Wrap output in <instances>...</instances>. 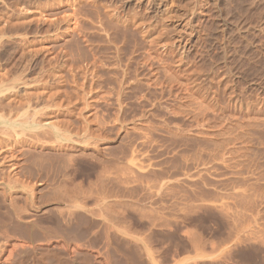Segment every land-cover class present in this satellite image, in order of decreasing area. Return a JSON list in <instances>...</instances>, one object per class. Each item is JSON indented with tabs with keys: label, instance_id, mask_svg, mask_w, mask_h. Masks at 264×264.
I'll return each instance as SVG.
<instances>
[{
	"label": "bare ground",
	"instance_id": "6f19581e",
	"mask_svg": "<svg viewBox=\"0 0 264 264\" xmlns=\"http://www.w3.org/2000/svg\"><path fill=\"white\" fill-rule=\"evenodd\" d=\"M24 1V0H23ZM26 1V0H25ZM31 1H33V0H31ZM38 1V0H37ZM36 1V2H37ZM42 1V3L41 4H43L44 3V1L43 0H41ZM47 0H45V2H46ZM50 1V0H49ZM101 0H99V2H100ZM27 2V1H26ZM25 2V3H26ZM30 2V1H29ZM29 2H28V5L29 6H27L26 4V6H25V8H23V7H21V8H12V7H10L9 9H6L7 7L5 6V5H3L4 6V8L5 9H2L1 7H2V5H1V7H0V264H48V261L50 262V260H52L51 258H53V260L51 261L53 264H55V261H54V257L56 258L57 257V253L60 251V249H59V251H58V249H52L53 247L51 246V248H46L45 247V245L47 244H45L44 242H42V241H40L39 240V238H40V236H41V234L42 233H44V232H41V231H44V229L42 230L41 229V225L42 224H40V222L41 221H38V219L39 218H41V217H38V219H37V214L35 215V214H33L34 216H32L31 215V213H30V209H31V207L32 206H36V204L34 205L33 203H35V202H38V201H40L39 203H38V207L40 208V203L43 205V202H44V200H43V196L44 195H46V194H44L43 196L41 195V194H39V198L38 199H36V200H38V201H36L35 200V202H33L34 201V199L33 198H35V196H33L34 195V192H36V189L34 188V186H32V185H30V183H32V182H28V180L26 179V181L24 180L25 178L23 177V176H21L23 173H25V174H23V175H25L26 176V170L25 169H27L26 167H25V165H27V164H25L26 163V161H28L31 157H33L34 159H36L37 157H40V159L38 158V160L40 161L39 162V164L41 163V161L44 159V157L46 156V159L47 160H49L52 164L51 165H56L57 166V164H59V163H61L62 162V160H63V158H65V155H66V157L70 160L71 159V161H73V159L75 158V154L76 155H79V153L77 154L76 152H79L80 150H82V149H84V150H86V149H91L90 151H88V152H90L89 153V155H91V154H93L94 152L92 151V149L94 150V149H96V151H98V152H100L99 150H101L100 148H104V146L105 145H102L101 147L98 145V142H97V140H92L93 138V136L92 135H94V133L97 131V130H101V129H103L104 128V122H106V119H101L102 117H101V114L99 115V111L101 110V113L103 112L102 111V106L101 105H99V104H105V106H107L109 103L111 104V102L112 101H114L115 102V104H116V106H115V108H114V110H117V111H115V113H117V114H115V115H117V116H113L112 115V117H116V119L117 120H121V118H119L118 116L119 115H121L120 117H122L123 116V114L125 113L124 111H127L126 109H124V111L122 112V110H123V108L125 107V105H127V102L125 103V98H124V96H126V94L128 95V90H130V88H131V86L133 85H135L134 87L136 88V85H138L137 83L138 82H140V79H141V77H140V73H141V70H139L140 68H141V62L143 61H141V60H139V59H137V57H135L136 59H137V64L139 63V61H140V63H139V65L138 66H140V68L138 69L137 68V66H136V68L135 69H133V68H131V65H133V63H132V61H133V59L134 60H136L135 58H134V54L132 53V52H134V53H136L137 54V50H141V48H140V45H142V44H145L144 42H142V41H144V40H146L147 42H149V44H150V46H151V52H150V54L151 55H153V54H158V55H162V56H160L161 57V60L163 61V63L168 59V58H170L169 60H168V62L166 61L165 62V64H162V66L164 65V68H163V74L164 73H166V74H168V77H169V75L171 74V75H173L174 73H176V75L175 76H177V72H175V71H179V69L180 68H182L183 66H184V58L182 57L183 56V54H176L175 55V52L173 53V51H172V48H171V43H172V45H173V42H171V40L169 39V37H167L166 35V33L164 32V30L165 31H167L163 26L164 25H162V28H158V27H155V26H151L150 24H147L146 23V20H147V18H143V17H141V14H140V16L139 15H131V16H124L123 18L122 17H118L117 15L115 16L114 14L115 13H113V11L114 10H110V9H107V10H105V17H102V15L100 14V11H99V9H97L96 7L98 6L97 4H95V3H97L96 2V0H57V4H59L58 6H64L65 5V3H67V5H68V7H69V11L67 12V13H64L62 16L60 15V17H57V15L59 16V14H58V12H57V15L55 16H53V14H54V12H53V14H51L52 13V9H54V8H57V7H55V5L54 4H56L55 2H53V0H52V2L54 3H50V2H48V4H46V3H44L43 5H41L39 2H37V4L35 3H32V4H29ZM35 2V1H34ZM103 2V1H102ZM105 2V1H104ZM149 1H147V3H148ZM12 3V2H11ZM15 3V2H14ZM17 3V2H16ZM31 3V2H30ZM39 3V4H38ZM89 3V5H93L94 4V6L95 5H97V6H93V8H95V10L97 9L98 11H96L97 13H95V11H94V9L92 8H90L92 11H94V14H93V12H91V13H89V9L88 8H86V9H88V10H85L84 9V7H87L88 4ZM91 3V4H90ZM115 3V2H114ZM13 4V3H12ZM49 4H53V6H54V8H53V6L52 5H50L49 6ZM86 4V5H85ZM100 4V3H99ZM11 5V4H10ZM14 5V4H13ZM12 5V6H13ZM16 5V4H15ZM14 5V6H15ZM85 5V6H84ZM91 5V6H92ZM151 5V4H150ZM52 6V7H51ZM57 6V5H56ZM102 6H104L103 4H102ZM107 6H109V5H107ZM106 6V7H107ZM114 6V5H113ZM51 7V8H50ZM67 7V6H66ZM99 8V7H98ZM109 8H111L110 6H109ZM134 8V7H133ZM136 8V7H135ZM154 8V7H153ZM60 9V8H59ZM59 9L57 10V11H59ZM111 9H113V8H111ZM115 9V8H114ZM118 9V8H117ZM116 9V10H117ZM132 9V8H131ZM103 10V9H102ZM150 10V9H149ZM54 11H55V9H54ZM65 11V10H64ZM86 11H88V12H86ZM59 12H61V11H59ZM144 12V11H143ZM146 12V11H145ZM152 12V11H151ZM148 13V12H147ZM56 14V13H55ZM135 14V13H134ZM119 15V14H118ZM129 15V14H128ZM121 16V15H120ZM146 17V16H145ZM150 20V18L148 19V21ZM65 23V27L63 26V29L61 28V25L60 24H63V23ZM156 22V21H155ZM40 23H43V24H47L48 23V25L49 24H51V26L50 27H52V25L54 26L53 27V31H52V33H50V27H49V29H48V31H47V29H45L47 32H49L50 34L49 35H46V34H38V32L40 31V26H42ZM149 23V22H148ZM33 24H36V27H38V24L40 25L39 27H38V31H34V32H32V26H33ZM89 24V25H88ZM147 24V25H146ZM154 24V23H153ZM162 24V23H161ZM149 25V26H148ZM155 25V24H154ZM158 26L160 25V24H157ZM45 27H47L46 25H45ZM44 27V28H45ZM166 27V26H165ZM164 28V29H163ZM37 29V28H36ZM41 29H42V27H41ZM43 30V29H42ZM45 30H43V32L45 31ZM93 31H94V33H95V35L97 34L96 32H98V35H96V36H98V38H96V36H94L95 37V41L96 40H98L99 39V35L101 34V35H103V36H105V40H106V42H107V44H109V47H113V48H110V49H113V50H110L109 49V47L108 46H105V45H107V44H102L101 45V41H99V40H101V38L98 40L99 42H100V47L103 49L104 47L106 48V51L109 49V51H110V53L109 54H106V53H104L103 51H101L100 50V47H99V45H97L96 44V42L95 43H93V41H92V39L94 38L93 37ZM96 31V32H95ZM42 32V31H41ZM46 32V33H47ZM45 33V32H44ZM100 33V34H99ZM73 34L76 36V37H74L73 36ZM166 34V35H165ZM92 35V36H91ZM168 36H169V34H168ZM78 37V38H77ZM91 37H93V38H91ZM60 39H63V41H61L60 42V44H59V40ZM141 39H144V40H142V41H140ZM94 40V39H93ZM104 39H102V41H103V43H104V41H105ZM128 41H130L129 43H128ZM64 42V43H63ZM98 42V43H99ZM133 43V45H131L130 46V48H132V50H130V51H132L131 52V54H128V50H125L126 48L127 49H129L128 48V46L129 45H127V44H132ZM140 42H142V44H140ZM97 45V46H96ZM103 45H104V47H103ZM127 47H126V46ZM133 46V47H132ZM176 46V45H175ZM97 47H99L98 49H97ZM126 47V48H125ZM137 47H139L140 49H137L136 50V48ZM10 48H13V49H10ZM15 48V49H14ZM125 48V49H124ZM144 48V47H143ZM142 48V49H143ZM11 50V51H10ZM125 50V51H124ZM127 51V54L126 53H124V52H126ZM136 51V52H135ZM130 53V52H129ZM140 53V52H139ZM138 53V54H139ZM16 54L17 55H19V56H17L16 57ZM127 55V57H126V55ZM165 55V60L163 59L164 58V55ZM144 55V54H143ZM158 55H154V56H158ZM130 56V57H129ZM136 56H138V55H136ZM168 56V57H167ZM169 56H171V57H169ZM146 57V56H145ZM15 58H17V60H14ZM139 58V57H138ZM142 58V57H141ZM167 58V59H166ZM142 59H144V56H143V58ZM174 59V61H172V60ZM14 60V61H13ZM139 60V61H138ZM156 60V59H155ZM12 61H13V63H12ZM145 61H146V58H145ZM160 61V60H159ZM161 61V62H162ZM172 61V62H171ZM135 62V61H134ZM150 62H152V61H150ZM154 62V61H153ZM172 63L173 64V66H172V64L170 65V63ZM175 64H174V63ZM186 62V61H185ZM144 63H146V64H144ZM144 63H142V65L144 64L145 66L149 63V62H144ZM160 63V62H159ZM166 63H169L168 65L166 64ZM11 64V65H10ZM134 64H136V63H134ZM153 65H154V63H152ZM152 64H150L151 66H152ZM157 64V63H156ZM160 65H161V63H160ZM166 65V66H165ZM175 65V66H174ZM186 65V64H185ZM11 66V67H10ZM147 66H149V65H147ZM10 67V68H9ZM133 67V66H132ZM135 67V66H134ZM150 67V66H149ZM146 67V68H148L149 69V71H150V68H151V74L149 73V71H147L149 74V76L151 75V76H153L152 74L153 73H155V75H156V71L158 72V68H156V67ZM160 67V66H159ZM174 67V68H173ZM152 68H156V69H158V70H155V71H153L152 70ZM187 68V67H186ZM182 69H184L185 70V67L184 68H182ZM190 70H191V68H189ZM160 70L162 71V68L160 67ZM181 70V69H180ZM184 70H181L180 72H182V71H184ZM189 70V71H190ZM140 71V72H139ZM160 71V72H161ZM186 71V70H185ZM192 71V70H191ZM194 71V70H193ZM143 72V71H142ZM146 72V73H147ZM195 72V71H194ZM225 72V71H224ZM228 72V71H227ZM159 73V72H158ZM157 73V74H158ZM173 73V74H172ZM186 73V72H185ZM142 74V73H141ZM161 74V73H160ZM159 74V75H160ZM184 74V73H183ZM197 74V73H196ZM179 75V74H178ZM181 75V74H180ZM189 75H190V73H189ZM165 76V75H164ZM197 76V75H196ZM225 76V75H224ZM143 77V76H142ZM160 77H162V76H160ZM159 77V79H161ZM167 77V76H166ZM174 77V76H173ZM186 77V76H185ZM193 77V76H192ZM204 77V76H203ZM152 78V77H151ZM154 78V77H153ZM152 78V79H153ZM170 79L172 78L171 76L169 77ZM176 78V77H175ZM195 78V77H194ZM193 78V79H194ZM198 78V77H197ZM217 78H219L218 76H217ZM159 80V79H157L156 78V76H155V78L153 79L154 80V82L156 81V80ZM188 79V78H187ZM211 79V78H210ZM220 79V78H219ZM167 80V79H166ZM166 80H164L163 82H165ZM174 79H171L170 80V82H169V79H168V81H166L165 83H172V81H173ZM177 80V79H176ZM181 80V79H180ZM199 80V79H198ZM213 81H214V79H212ZM217 80V79H216ZM222 80V79H221ZM162 81V80H161ZM179 81V80H178ZM197 80H193L192 82H194V84H192L191 83V86H190V88L191 87H193V85H195L194 87H197L198 86V84L196 85V82ZM225 81V80H224ZM223 81V82H224ZM142 80H141V84H142ZM154 82H153V84H154ZM158 82V81H157ZM191 82V81H190ZM199 82V81H198ZM222 82V83H223ZM156 83V82H155ZM159 83V82H158ZM162 83V82H161ZM165 83L164 84H162L163 86H165ZM187 83V82H186ZM189 83V82H188ZM187 83V84H188ZM205 83V82H204ZM217 83V82H216ZM219 83V82H218ZM221 83V82H220ZM225 83V82H224ZM146 84V83H145ZM153 84H151L152 86H153V89H155L154 87H155V84L153 85ZM181 84V83H180ZM167 85V84H166ZM171 85H173V84H171ZM204 85V84H203ZM202 85V86H203ZM210 85V84H209ZM211 85H212V83H211ZM222 85V84H221ZM139 86V85H138ZM137 86V87H138ZM145 86V85H144ZM148 86H149V84H148ZM152 86H150L149 88L151 89V87ZM169 86V85H168ZM177 86V85H176ZM205 86V85H204ZM134 87H132V90H130V92L132 91L133 92V90L135 89ZM141 87V86H140ZM143 87V86H142ZM158 87V86H157ZM166 87V86H165ZM186 87V86H185ZM194 87L191 89V90H189L191 93H194V92H192V90H194ZM199 87V86H198ZM197 87V88H198ZM214 87V86H213ZM134 88V89H133ZM159 88V87H158ZM187 88V87H186ZM209 88V87H208ZM225 88V87H224ZM139 89V88H138ZM165 89H167V88H165ZM196 89V88H195ZM199 89V88H198ZM212 89H214V88H212ZM218 89H219V87H218ZM167 90H169V89H167ZM166 90V91H167ZM184 90V89H183ZM197 90V89H196ZM225 90H226V88H225ZM236 90V89H235ZM140 91V90H139ZM155 91V90H154ZM157 91V90H156ZM159 91H160V89H159ZM158 91V92H159ZM176 91V90H175ZM195 91V90H194ZM199 91V90H198ZM198 91H196V92H198ZM216 91V90H215ZM243 91V90H242ZM183 92V91H182ZM189 92V94L191 95V93ZM201 92V91H200ZM211 92V91H210ZM209 92V93H210ZM153 93V92H152ZM129 94H132V93H129ZM138 94V93H137ZM136 92H135V97H136ZM143 94V93H142ZM147 94V93H146ZM145 94V95H146ZM161 94V93H160ZM186 94H188L187 93V91H186V93H185V95ZM196 94V93H195ZM202 94V93H201ZM201 94H198L199 95V97H200V95ZM208 94V93H207ZM212 94H214V93H212ZM216 94V93H215ZM220 94V93H219ZM218 94V95H219ZM144 95V94H143ZM154 95H155V93H154ZM193 95V94H192ZM204 95L205 94H203V95H201V98H202V96H203V98H204ZM210 95V94H209ZM259 95V94H258ZM129 96H131L132 97V95H129ZM139 96V95H138ZM147 96V95H146ZM156 96V95H155ZM155 96H153V98L155 97ZM189 96V95H188ZM197 96V95H196ZM114 97V98H113ZM159 96H157V98H158ZM194 97V96H193ZM205 97H206V95H205ZM211 97V96H210ZM128 98V97H127ZM133 98H134V93H133ZM138 98V97H137ZM139 98H141V97H139ZM144 98V97H143ZM161 98H162V96H161ZM203 98L202 99H200L199 101H198V97H197V100H196V102H200V101H202L203 100ZM211 98H213V100H214V97H213V95H212V97ZM216 98V97H215ZM218 98V97H217ZM257 98V97H256ZM111 99H114V100H111ZM151 99H152V97H151ZM151 99H150V101H151ZM159 99V98H158ZM187 99V98H186ZM196 99V98H195ZM204 99H206V98H204ZM104 100H106V102H108V100H110L111 102H109V103H107V105H106V103H100L101 101H104ZM127 100V99H126ZM129 100V99H128ZM138 100V99H137ZM137 100H136V102H137ZM154 101H155V99H153ZM160 100V99H159ZM192 100V99H191ZM215 100H217V99H215ZM235 100V99H234ZM243 100V99H242ZM253 100V99H252ZM141 101V100H140ZM146 101V100H145ZM154 101H151L150 102V104L152 105V102H154ZM161 101V100H160ZM159 101V102H160ZM207 101V100H206ZM206 101L204 100V103L205 104H203V105H206L205 107L201 104L200 106H201V108H205V109H203V110H207V108L206 107H208L209 105H207L208 103H206ZM212 101V100H211ZM220 101V100H219ZM239 101V100H238ZM241 101V100H240ZM239 101V102H240ZM105 102V101H104ZM131 103H132V101H130ZM129 102V103H130ZM135 102V103H136ZM171 102V101H170ZM99 103V104H98ZM134 103V104H135ZM139 103H141V102H139ZM155 103V102H154ZM153 103V104H154ZM157 103V102H156ZM217 103V102H216ZM238 103V102H237ZM109 104V105H110ZM134 104H132V106L134 105ZM142 104V103H141ZM190 104V103H189ZM194 104H196V103H194ZM200 104V103H199ZM199 104L197 105V109H198V107H200L199 106ZM219 104V103H218ZM226 104H228V103H226ZM112 105V104H111ZM110 105V106H111ZM114 105V104H113ZM150 105V107H148V109L149 108H151L152 106ZM183 105V104H182ZM216 105V104H215ZM224 105V104H223ZM97 106H99V108L97 107ZM102 108H101V107ZM127 106H129V105H127ZM131 106V105H130ZM239 109L238 110H240V111H248V113H246V115H244V117H245V119H247V118H249L250 119V124L249 123H242V122H240L239 121V119H238V123H241V125H244V126H248V124H249V127H247L248 128V130H247V128L246 129H244V126H239L240 127V129H238L237 131H240V133H237L236 132V127H235V129H234V127H232V126H230L229 128H228V126H225L226 127V129H230L229 131H231L232 129H234L235 130V132L236 133H233L234 135H236V134H239L238 136L239 137H241V135H243V134H245V133H251V134H247L248 135V137L247 138H249V137H251L252 139H253V141H251V143L252 144H257L258 146L254 149V147L253 146H255V145H252V144H250V143H248L249 144V146L251 145V147L250 148H248V147H245L246 146V144L244 145V144H242L241 143V139H242V137H241V141H240V143L242 144V145H244V146H242V149L243 148H246V150H243L245 153H243V152H240V153H243V154H240V153H238L239 155H237V156H239L240 157V155H242L241 157L243 158V156L245 155L246 157L248 156V153L249 152H254V150H255V152L253 153L254 154V157H248V159L250 160H245L246 158L244 157L243 159H241V157H240V159H237V160H239V162L241 161V160H244V161H241L242 163H240V164H242V165H240L239 164V169L241 170V173L239 172H237L236 174L237 175H239V176H241L243 179L241 180V177H239L240 178V180L241 181H243L244 183H245V181L244 180H250V179H258L259 181L260 180H264V98L261 100V99H257V100H253V101H251V99H250V102L249 103H245V101H244V103L241 101L240 103H238V105H236ZM158 107V106H157ZM186 107V106H185ZM195 107V106H194ZM193 107V108H194ZM113 108V107H112ZM146 108V107H145ZM144 108V109H145ZM153 108V107H152ZM200 108V109H201ZM230 108V107H229ZM99 109V110H98ZM106 109V108H105ZM143 109V110H144ZM147 109V108H146ZM145 109V110H146ZM191 109H192V107H191ZM195 109V108H194ZM194 109H193V112H196V111H194ZM219 108H217V110H218ZM221 109V108H220ZM128 110H130V108H128ZM150 110H153V109H149L148 110V114H149V111ZM210 110V109H209ZM228 110V109H227ZM98 111V112H97ZM108 111V110H107ZM139 111V110H138ZM177 111V110H176ZM205 111H204V114H206L205 113ZM208 111V110H207ZM206 111V112H207ZM219 111V110H218ZM245 111V112H246ZM95 112L96 113H98V118H100L102 121H103V124H100L101 122H99L98 121V123H99V125L100 126H98L99 127V129H97V127L95 128V127H92L93 126V124H96L97 123V121H96V123H93V122H95L94 120H97V119H93V117H95L94 116V114H95ZM114 112V111H113ZM128 112V111H127ZM134 112V111H133ZM141 112H143L142 111V109H141ZM137 113L138 115H137V117L141 114V115H143L144 116V112L143 113ZM151 112H153V111H151ZM192 112V111H191ZM203 113V111H201V110H199V113ZM225 112L227 113V111L225 110ZM237 112V111H236ZM105 113V112H104ZM112 113V112H111ZM121 113H123V114H121ZM136 113V112H135ZM154 113V112H153ZM153 113H151L152 114V117H153ZM180 113V112H179ZM198 113V112H197ZM198 113V114H199ZM201 113V114H202ZM238 113V112H237ZM125 114H127V113H125ZM131 113H129L128 115H130ZM175 114V113H174ZM196 114V113H195ZM198 114H196V115H198ZM200 114V115H201ZM209 114V113H208ZM239 114V113H238ZM96 115V114H95ZM105 115V114H104ZM107 115V114H106ZM105 115V116H106ZM135 115V114H134ZM141 115H140V119H142V121H143V116L141 117ZM146 117L147 116H150V115H147V112H146ZM186 115V114H185ZM190 115V114H189ZM212 115V114H211ZM236 115V114H235ZM100 116V117H99ZM103 116V115H102ZM104 116V117H105ZM110 116V115H109ZM125 116V115H124ZM157 116V115H156ZM162 116V115H161ZM204 116V115H203ZM203 116H201L202 118H203ZM210 116V115H209ZM216 116V115H215ZM240 116V115H239ZM249 116V117H248ZM107 117V116H106ZM105 117V118H106ZM129 117V116H128ZM151 117V116H150ZM197 117V116H196ZM201 117H199L198 116V118L200 119ZM237 117V116H236ZM247 117V118H246ZM97 118V117H96ZM110 118H111V116H110ZM125 118H126V116H125ZM131 118L132 117H129V118H126V119H130L131 120ZM166 118V117H165ZM168 118V117H167ZM185 118V117H184ZM206 118H208V117H206ZM205 118V119H206ZM228 118V117H227ZM238 118V117H237ZM242 117L240 116V119H241ZM112 119V118H111ZM123 119V118H122ZM126 119H124V120H122V123L124 124V121L126 122L127 120ZM135 119V118H134ZM149 118H147V119H145V120H148ZM160 119V118H159ZM220 119V118H219ZM99 120V119H98ZM105 120V121H104ZM108 120H109V118H108ZM107 120V123L109 124L110 123V121H108ZM115 120V119H114ZM114 120H112V124L113 123H115V122H118V121H115V122H113ZM119 120V122H121ZM130 120L128 121V122H130ZM132 120H133V118H132ZM153 120H155V119H153ZM195 120V119H194ZM204 120V119H203ZM207 120V119H206ZM205 120V121H206ZM209 120V119H208ZM207 120V122H209ZM242 120V119H241ZM244 120V119H243ZM135 120H133L132 121V123L134 122ZM137 121H140V120H137ZM136 121V122H137ZM149 121V120H148ZM160 121H162V120H160ZM164 121V120H163ZM196 121H197V119H196ZM200 121V120H199ZM198 121V122H199ZM226 121V120H225ZM224 121V122H225ZM118 122V124H120ZM141 122V121H140ZM149 122H151V121H149ZM154 122V121H153ZM153 122H151V123H149V124H151V126L153 127ZM158 122V121H157ZM167 122V121H166ZM202 122V121H201ZM204 122V121H203ZM202 122V123H203ZM223 122V121H222ZM249 122V121H248ZM97 123V124H98ZM110 123V124H111ZM121 123V124H122ZM131 123V122H130ZM137 123H139V122H137ZM136 123V124H137ZM144 123V122H143ZM164 123H165V121H164ZM168 123H169V121H168ZM193 123V122H192ZM227 123V122H226ZM109 124V125H110ZM111 124V125H112ZM116 124V123H115ZM118 124H116V125H113L114 127H115V129H119L120 130V128L121 127H119V125ZM122 124V125H123ZM135 124V125H136ZM141 124V123H140ZM155 124V123H154ZM206 124V123H205ZM204 124V125H205ZM209 124V123H208ZM211 124V123H210ZM214 124V123H213ZM221 124V123H220ZM228 124V123H227ZM103 125V126H102ZM105 125H107L106 123H105ZM128 126V124H125V126ZM130 125V124H129ZM131 125H133V124H131ZM131 125H130V127H131ZM143 125V124H142ZM141 125V126H142ZM147 125V126H146ZM146 125H145V123H144V125L142 126L143 127V129L142 128H140V129H138V130H140V133H141V129H142V133L141 134H144V132H145V134H148L149 133V129H150V131H152L151 133H153V132H155L156 133V130L157 131H159V129L156 127V125H159V124H156L154 127H156L157 129L155 130V128L153 129L152 128V130H151V128H149V127H151V126H148V124H147V122H146ZM161 125V124H160ZM165 125V124H164ZM198 125V124H197ZM200 125V124H199ZM203 124H201V126H202ZM203 125V126H204ZM221 125H223V124H221ZM220 125V126H221ZM102 126V128H100ZM124 126V125H123ZM122 126V127H123ZM124 126V127H125ZM136 126H138V125H136ZM135 126V127H136ZM144 126H145V128H144ZM163 126V125H162ZM170 126V125H169ZM194 126V125H193ZM209 126V125H208ZM219 126V127H220ZM238 126H237V128H238ZM111 126H106L105 127V132H106V129H108V128H110ZM133 127V126H132ZM135 127H133V129H132V131L134 132V135H133V132L132 131H130L129 130V128H128V130L129 131H127V133H131L132 135H133V137L136 135V134H138V133H135L136 131H138V130H136L135 129ZM140 127V126H139ZM186 127V126H185ZM194 127H196V126H194ZM205 127V126H204ZM209 127H211V126H209ZM232 127V128H231ZM93 128L94 129H97L96 131L94 130V133H93ZM127 128V127H126ZM146 128H149L148 129V131H145V129ZM168 128V127H167ZM192 128V127H191ZM199 128V127H198ZM241 128L243 129V130H241ZM111 129H114L113 127L112 128H110V129H108V131L107 132H111ZM114 129V130H115ZM170 129V128H169ZM174 129H176V128H174ZM209 129V128H208ZM211 129H212V127H211ZM99 130V131H100ZM103 130V131H104ZM112 131L111 133H110V135L112 134V135H117V133H118V135H119V130H117V133L115 132V131ZM135 130V131H134ZM155 130V131H154ZM165 130H167V129H165ZM172 130V129H171ZM200 130V129H199ZM221 130H224L223 128L221 129ZM233 130V131H234ZM250 130V131H249ZM97 132V133H95L96 135L97 134H99L100 135V133L102 132V130H101V132ZM121 131V130H120ZM122 131H123V129H122ZM144 131V132H143ZM161 131H163L162 129L159 131V132H161ZM210 131V130H209ZM218 131V130H217ZM217 131H216V134H217ZM226 131V130H225ZM224 131V132H225ZM105 132H103V133H105ZM105 133L106 135H109L108 133ZM124 132H125V129H124ZM123 132V133H124ZM148 132V133H147ZM167 132V131H166ZM165 132V133H166ZM171 132V131H170ZM179 132V131H178ZM184 132V131H183ZM207 132V131H206ZM213 132V131H212ZM122 133V132H121ZM211 133V132H210ZM210 133H208V134H210ZM105 134H102V135H105ZM141 134H138L139 136L141 135ZM144 134V135H145ZM154 134V133H153ZM152 134V135H153ZM162 134V133H161ZM167 134V133H166ZM171 134V133H170ZM212 134V133H211ZM219 134H220V130H219ZM225 135V133H223V132H221V135ZM231 134H232V132H231ZM232 134V135H233ZM96 135H94V136H96ZM98 135V136H99ZM106 135H105V138H107L106 137ZM109 135V136H110ZM111 135V136H112ZM117 135V136H118ZM130 136L129 134H126V136ZM156 135H158V134H155L154 135V137L155 138H157L156 137ZM173 135V134H172ZM182 135V134H181ZM206 135V134H205ZM233 135V136H234ZM247 135H245V136H247ZM97 136V137H98ZM108 136V139L110 140V139H112V138H110ZM117 136H114V138L116 137L117 138ZM122 138L125 136V134H124V136L121 134L120 135ZM120 136H118V137H120ZM126 136H125V138L124 139H122L123 141H124V143H126V144H128V141L127 140H125L126 139ZM127 136V139H129V137ZM137 136V135H136ZM136 136L134 137V138H136ZM138 136V137H139ZM143 136V135H142ZM146 136V135H145ZM145 136H143V141L142 140H139V142L138 143H142V142H146V144H148L149 142L148 141H150L151 139H153V138H151V139H149L148 140V138H149V136H151L150 135V133L148 134V137H147V140L144 138ZM161 136V135H160ZM211 136L212 137H214V134H212V135H210V139H211ZM218 136L220 137V138H223V136L221 137L220 135H217V138H218ZM100 137H103V136H99L98 138H100ZM165 137V136H164ZM204 137V136H203ZM215 137H216V135H215ZM212 138V140L211 141H213L214 142V140L213 139H215L216 140V138ZM244 137V136H243ZM113 138V141L115 140ZM132 138V137H131ZM130 138V139H131ZM167 138V137H166ZM183 138V137H182ZM208 138V137H207ZM233 138H235L236 139V142H238L237 140H239L238 139V137H237V135L236 136H234ZM232 138V139H233ZM247 138H246V141H245V137L243 138L244 139V141L245 142H250V139L249 140H247ZM108 139H106L107 140V142H108ZM137 139V138H136ZM135 139V140H136ZM145 139V140H144ZM159 139H161V138H159ZM170 139V138H169ZM205 139V138H204ZM224 139V138H223ZM223 139H219L220 140V142H219V140L217 141L216 140V142H214L215 143V146L214 145H212V147H215L214 149L210 146L211 144H213V142H210L209 141V147H207V152H206V149L205 150H203V152H202V150H198L199 152H201V155L204 153V151L208 154V152L210 151V150H212L211 151V153L209 152V154H208V156H207V154H206V156L209 158V160L207 159V157H204V159H203V157H199V154L200 153H198L197 151V153L198 154H195V155H197L199 158H198V161H197V157L194 155V159L197 161V164H196V162H195V164H196V166L194 167V163L192 164L191 163V165L193 166V168H196L195 169V171H193L194 169L192 168V166L191 165H189L191 168V170L193 171H190V169L188 168V167H186L188 164L186 163V160H185V163H186V166L185 165H183V166H185L184 168H188V170L190 171V172H187L186 170L184 171V170H180V171H184L183 172V175H181L180 173V171L179 170H177L178 172H179V174L177 173L176 174V172L177 171H175V175H177V177L179 176V175H181V177L180 178H177V182L179 181V180H181V178H182V180H183V182L184 183H186L187 184V182H190V181H188V180H191L192 178H194V179H192L191 181H193V182H191L190 184H192V183H194V181L196 182V181H198L197 180V178L199 179V177H196V179H195V176H204V173L206 172V173H208L209 172V169H208V167L211 165L212 166V164H213V166H215L216 164V162L218 163V162H220L218 165H220L221 163L225 166V164H228L229 163V165H230V162H229V160H231V159H228L229 157H231L230 156V153L232 154L234 151H233V149H231V148H229V144H230V142H229V140L228 141H226V140H223ZM225 139H226V136H225ZM235 139H233V142L235 141ZM100 141L102 140V138L101 139H99ZM98 140V141H99ZM117 140V139H116ZM119 140H121V138L119 139ZM132 140V142L134 143V139L132 138L131 139ZM131 140L129 141L130 143H132L131 142ZM155 140V139H154ZM154 140H153V142H154ZM158 140V139H157ZM157 140L155 141L156 143H158L157 142ZM164 140V139H163ZM173 140H175V139H173ZM184 140V139H183ZM95 142V143H93V142ZM100 141H99V143H100ZM103 141H105V139H104V137H103V140H102V142ZM127 141V142H126ZM141 141V142H140ZM160 141V140H159ZM170 141H171V139H170ZM206 141V140H205ZM137 142V141H136ZM166 142V141H165ZM168 142H169V140H168ZM176 142V141H175ZM182 142V141H181ZM180 142V143H181ZM232 142V143H233ZM245 142H243V143H245ZM97 143V144H96ZM120 143V142H119ZM132 143V144H133ZM159 143H162V142H159ZM179 143V144H180ZM188 143V142H187ZM231 143V144H232ZM239 143V142H238ZM237 143V144H238ZM102 144V143H101ZM105 144H107L106 142H105ZM113 144V143H112ZM132 144H129V146L131 145V147H135V149L136 150H132L133 148H129V146H127V147H125L126 145H124V144H122V145H124V147L125 148H127V150H129V149H131V150H129V151H135V152H129V154L130 153H132L133 154V156L134 157H130V155H128V153H126L127 151H126V149L125 148H123V146H121L124 150H125V153L127 154V157L129 158V159H127L126 157H124L123 156V158H124V160H125V158H126V160H128L127 162H129V165H128V163L126 162V160L123 162V163H127V165L125 164L124 166H125V168L127 169V167H129V168H131V169H129V171L127 170L126 171V169L125 168H123V170L121 171V172H119L120 170L119 169H121L123 166H121V165H123V163L121 164L120 162L122 161V157L121 158H119L120 159V167L117 165L118 164V162H117V164H116V159H115V161H113L114 159H112V156H116V155H118L119 153H123L124 152V150L122 151L121 149V147H120V144L119 145H117V142H116V145H115V147H116V149L118 150V148L121 150H118L119 151V153H118V151L116 152V151H114V152H116V154L113 152V150H114V145L112 146L111 144L108 146V147H110V146H112V148H113V150H112V154L114 153V155H112L110 152H108V150L106 149L107 147H105V152H108V155H107V153H104L103 154V152H101L103 155H104V157L106 156V157H110L109 156V154L111 155V157H110V159H112V162H115V167L113 166V164H112V167L113 168H115V170L117 169V168H119V169H117V170H119L118 172L120 173H118V172H116L115 174L116 175H121L122 176V174L124 175V174H129L130 172H132V171H134L133 173L135 174H137L139 171H137V170H140V173H141V176H138V174H140V173H138L136 176L139 178H141L142 180H140L141 181V183L142 182H146L145 180L143 181V179H144V176H145V179H146V176H148L149 174L151 175V172H153V171H155L154 169L151 171V170H149L150 168H153V164H155L154 163V161H156V160H153L154 158V156L153 155H147L148 156V159H149V157H150V159H152V161L150 160H148V162L149 163H147L146 164V161H144L145 159L143 158V160H141V161H143V162H145V165H144V163L143 162H141V163H138L137 162V160H139V159H137L136 157L138 156L137 154H138V152L141 154V152H140V146L139 147H136V146H138L139 144H137L136 146H134V145H132ZM150 144H151V142H150ZM149 144V145H150ZM153 144V143H152ZM155 144V143H154ZM163 144H164V142H163ZM171 144V143H170ZM173 144H174V142H173ZM189 144V143H188ZM205 144H207V142H205ZM235 144L236 143H234V146H235ZM236 144V146H237V148L239 147V149H241L240 147V145H237ZM247 144V145H248ZM148 145V146H149ZM176 145V144H175ZM194 145V144H193ZM261 145V146H260ZM119 146V147H118ZM141 146H142V144H141ZM144 146V147H143ZM142 147H143V152H145L144 151V148L145 149H147V150H149V148L150 147H147L146 148V146L147 145H143ZM165 146V145H164ZM170 146V145H169ZM177 146V145H176ZM184 146V145H183ZM198 146V145H197ZM166 147V146H165ZM164 147V148H165ZM178 147V146H177ZM181 147V146H180ZM205 147V146H204ZM111 148V147H110ZM109 148V149H110ZM137 148H140V149H138L137 150ZM151 148H154V145H152L151 146ZM156 148H158L157 147V145L155 146V148L154 149H156ZM162 148V147H161ZM161 148H158V149H160L161 150ZM173 148V147H172ZM176 148V147H175ZM175 148H173L174 149V152H175ZM202 148V147H201ZM208 148H210V150L208 151ZM233 148V147H232ZM234 148H236V147H234ZM253 148V149H252ZM157 149V150H158ZM163 149V148H162ZM192 149V148H191ZM200 149V148H199ZM242 149L241 150H239V151H242ZM249 149H252V150H249ZM102 150H104V149H102ZM101 150V151H102ZM111 150V149H110ZM152 150V149H151ZM150 150V151H151ZM167 150H168V148H167ZM183 150H185V149H183ZM92 151V152H91ZM152 151H154V150H152ZM163 151V150H162ZM186 151V150H185ZM235 151H236V149H235ZM237 151H238V149H237ZM81 152V151H80ZM82 152H83V150H82ZM81 152V153H82ZM85 152V151H84ZM84 152H83V154H84ZM98 152H96V154L98 153ZM137 152V153H136ZM142 152V153H143ZM148 153H149V151H147ZM147 152H145L144 154H146ZM155 152V151H154ZM161 152V151H160ZM164 152V151H163ZM162 152V153H163ZM166 152V151H165ZM164 152V153H165ZM100 153V154H101ZM125 153H123V154H125ZM136 155H135V154ZM153 153V152H152ZM170 153V152H169ZM179 153V152H178ZM177 153V154H178ZM235 153H237V152H234L233 154H235ZM85 154H87L86 152H85ZM95 154V153H94ZM93 154V155H94ZM106 154V155H105ZM123 154H121V156L123 155ZM156 154V153H155ZM172 154H173V152H172ZM182 154H183V152H182ZM186 154V153H185ZM205 154V153H204ZM227 154H229L228 156V158H227ZM247 154V155H246ZM57 155V156H56ZM60 155H63L62 157V160L60 161V159H61V156H60V158H59V156ZM81 156H82V154H80ZM79 155V156H80ZM88 155V154H87ZM92 155V158L93 157H95L96 158V156L98 155H94L93 156ZM103 155H102V157H100V155H99V157H98V159L99 160H101V161H103L104 160V162H105V159H107V158H105V159H103ZM143 155V154H142ZM161 155V154H160ZM168 155H171V153L170 154H168ZM200 155V156H201ZM236 155V154H235ZM235 155H233V159H235ZM37 156V157H36ZM50 156H56V158L57 159H59V161L55 158V160H57L58 162H57V164H56V162L55 161H51L50 160ZM69 156L71 157V158H69ZM72 156H74V158H72ZM79 156H78V158H79ZM80 156V157H81ZM85 156V155H84ZM147 156H145L146 158H147ZM153 156V157H152ZM156 156H157V154H156ZM162 156V155H161ZM163 156H164V154H163ZM162 156V157H163ZM166 156V155H165ZM172 156V155H171ZM173 156H175V155H173ZM183 156H187V155H183ZM202 156H205V155H202ZM250 156V155H249ZM252 156V155H251ZM36 157V158H35ZM42 157V158H41ZM53 157V158H54ZM141 157H143V156H141ZM140 157V158H141ZM159 156H157V158H158ZM192 157V156H191ZM238 157V158H239ZM52 158V157H51ZM52 158V159H53ZM82 158H84V157H82ZM88 158H89V156H88ZM91 158V157H90ZM89 158V159H90ZM103 160H102V159ZM132 158V160L131 161H129L130 159ZM185 158V157H184ZM193 158V157H192ZM42 159V160H41ZM80 159V158H79ZM97 159V158H96ZM118 159V160H119ZM137 159V160H136ZM159 159V158H158ZM233 159H232V161H233ZM65 161H69V160H66V159H64ZM81 160V159H80ZM87 160V159H86ZM85 160V161H86ZM92 160V159H91ZM90 160V161H91ZM99 160H98V162H96V163H100L99 162ZM108 160V159H107ZM147 160V159H146ZM168 160V159H167ZM170 160V159H169ZM173 160H174V158H173ZM182 160V159H181ZM190 160V159H189ZM193 160V159H192ZM208 160V161H207ZM31 161V160H30ZM44 161V160H43ZM70 161V162H71ZM74 161H75V159H74ZM77 161V160H76ZM84 161V162H85ZM89 161V162H90ZM109 161V160H108ZM106 162L108 165H106V166H109L110 168L109 169H111V170H113V168L111 167V165L109 164V162L111 163V161H109V162ZM162 160H160V162H161ZM179 161V160H178ZM226 161L228 162V163H226ZM235 161V160H234ZM247 161V162H246ZM32 162V161H31ZM34 162H36V163H34ZM34 162H32V163H34V166L36 165L37 166V159L34 161ZM50 162H46L47 164V166L46 165H44L43 166V168L45 169V166H46V168L48 167V168H50V170H51V168H52V173L51 174H53V172H56V173H58L59 174V169L56 167L55 169H58V170H55V169H53L54 167H52L49 163ZM81 162H83V161H81ZM104 162H103V164H101V165H104V166H100L101 168H106L107 169V172L108 173H106L107 174V176H108V174L110 175V173L112 172H110V170L108 169V167H105V164H104ZM139 162H140V160H139ZM150 162H153L152 163V167H150ZM157 162L158 161H156V164L155 165H157ZM181 162V161H180ZM243 162L245 163V164H247L248 163V165H250V163L252 164V166H251V168H250V166H248V165H245V164H243ZM69 163V162H68ZM91 163H93V162H91ZM174 162L172 161V164H173ZM183 163H184V161H183ZM208 163L210 164V163H212V164H210V165H208ZM232 163V162H231ZM234 163V162H233ZM238 162H236L235 161V165H236V168H237V166H238V164H237ZM23 164H25V165H23ZM43 164H45V161L43 162ZM43 164H41V165H38V166H41L40 167V169L38 168L37 169V167H35L37 170H39V173H40V170L41 169H43L42 168V165ZM48 164H49V166H51V167H49L48 166ZM63 164V163H62ZM78 164V163H77ZM159 164V163H158ZM182 164V163H181ZM180 164V165H181ZM215 164V165H214ZM70 165V164H69ZM72 165V164H71ZM91 165V164H90ZM96 166H97V164H95ZM161 165H163L162 163H161ZM176 165V164H175ZM232 165V164H231ZM230 165V166H231ZM235 165L233 164V167H235ZM243 165H245V166H248L249 167V170H247L248 169V167L246 168V171H244L245 170V166H243ZM23 166L25 167V169H24V171H23ZM61 166V165H60ZM66 166V165H65ZM86 166H88V165H86ZM94 166V165H93ZM98 166H99V164H98ZM118 166V167H117ZM148 166H149V168H148ZM167 166H169V165H167ZM182 166V167H183ZM198 166H202V167H198ZM228 166V165H227ZM240 166H243V168L241 169L240 168ZM254 166V167H253ZM63 167V166H62ZM99 167V168H100ZM147 167V168H146ZM161 167V166H160ZM159 167V169L161 170V168ZM166 167V166H165ZM170 167H171V165H170ZM173 167H176V166H173L172 165V168ZM215 167H217V165L215 166ZM214 167V168H215ZM226 167V166H225ZM225 167H223L222 169H224ZM229 167V166H228ZM232 167V166H231ZM232 167V168H233ZM47 168V170L45 169V171L46 172H48V169ZM85 168V167H84ZM84 168H82V169H84ZM88 168H89V166H88ZM94 168V167H93ZM146 168V169H145ZM158 168V167H157ZM177 168H179V167H177ZM212 170H216V169H213L212 167H210ZM221 168V167H220ZM44 169L42 170V171H44ZM80 169H81V167H80ZM132 169H134V170H132ZM155 169H156V167H155ZM180 169V168H179ZM182 169V168H181ZM210 169V170H211ZM238 169V168H237ZM22 170V171H21ZM37 170H35L36 172H37ZM55 170V171H54ZM74 170H76L75 168H74ZM73 170V172H75ZM78 170V169H77ZM90 170V169H89ZM88 170V171H89ZM92 170V169H91ZM90 170V171H91ZM94 170H96L95 168H94ZM98 170V169H97ZM100 170V172L102 171V170H104V169H99ZM99 170H98V173H99ZM115 170H113V171H115ZM143 170H149V171H151V172H149V174L146 172V171H144L143 172ZM159 170V171H160ZM166 170V169H165ZM171 170V169H170ZM225 170V169H224ZM227 170V169H226ZM226 170H225V172H226ZM239 170V171H240ZM20 171L21 172H23L22 174L20 173ZM45 171L44 172H42V174L43 173H45ZM81 172H82V170H80ZM85 171V170H84ZM87 171V172H88ZM163 171V170H162ZM228 172H231L230 170H227ZM35 172V173H36ZM49 172H51V171H49ZM48 172V173H49ZM64 172V171H63ZM62 171H61V175L62 176H60V174H59V176L60 177H63V173ZM79 172V171H78ZM104 172H105V170H104ZM103 171L101 172V173H104ZM110 172V173H109ZM125 172H129V173H125ZM146 172V173H145ZM165 172V171H164ZM166 172H168L167 170H166ZM170 172V171H169ZM172 172H174V171H172ZM19 173H20V176H21V179H20V177H19ZM48 173H45V174H38V172L35 174V176H37V175H39L40 177H41V175L43 176V177H46V178H49V174ZM56 173H54L55 174V177H56ZM68 173V172H67ZM71 173V172H70ZM69 173V174H70ZM86 173V172H85ZM95 173H96V171H95ZM98 173H96L97 175H98ZM101 173H99V174H101ZM113 173V172H112ZM112 173H111V177L113 178V177H115L116 178V175L115 176H112ZM131 174L130 173V175H128V176H132V175H134V174ZM144 173H145V175H144ZM163 173V172H162ZM203 173V174H202ZM209 173H211V171L209 172ZM208 173V174H209ZM213 173V172H212ZM223 173V172H222ZM232 173H234V172H232ZM50 174V175H51ZM66 174V173H65ZM69 174L67 175V177L69 176ZM80 174H82V173H79V175ZM93 174V173H92ZM95 174V175H96ZM105 174V175H106ZM148 174V175H147ZM152 174H156V173H152ZM161 174V173H160ZM220 174V173H219ZM225 174V173H224ZM228 174V173H227ZM226 174V175H227ZM74 175V174H73ZM76 175V174H75ZM78 175V174H77ZM96 175V176H97ZM102 176H103V174H101ZM114 175V174H113ZM127 175H124V176H126V178H128V176ZM144 175V176H143ZM161 175H164V173L163 174H161ZM171 175V174H170ZM174 175V174H173ZM173 175H171V176H173ZM207 177L209 176V175H207V174H205ZM212 175V174H211ZM216 175H218L217 173H216ZM222 175V174H221ZM229 175V174H228ZM231 175V174H230ZM234 175H235V173H234ZM58 175H57V177H59ZM72 176V175H71ZM85 176V175H84ZM90 176H92V175H90ZM94 176V175H93ZM93 176H92V178H93ZM102 176L100 177V180L102 179ZM106 176V177H107ZM109 176V177H110ZM124 176H122L123 178H124ZM167 176V175H166ZM168 177L167 178V181L165 180V182H164V180H161V181H163L161 184L160 183H158V185H157V182L159 181L160 182V179L158 180V178L156 179L157 181H155L154 183H155V185H157V186H153L155 189H157L158 187V189H164L163 187H165L164 186V184H167L168 182L170 183V184H167V187H165V188H170V187H168V185H171V184H174L175 185V183H171V181H172V177ZM220 176V175H219ZM219 176H217V178L219 177ZM225 176V175H224ZM236 176V175H235ZM234 176V177H235ZM22 177L24 178L23 180H22ZM40 177L38 178V177H35V178H38V179H40ZM52 177H54V176H52ZM59 177V181H60V183H61V181L63 180L62 178H60ZM65 177H66V175H65ZM64 177V178H65ZM78 177V176H77ZM76 177V178H77ZM82 177V176H81ZM89 177V176H88ZM98 177V176H97ZM105 177V176H104ZM103 177V178H104ZM109 177H107L108 179H109ZM120 178V176H117V178ZM121 177V178H122ZM150 177V176H149ZM151 177H153V175L151 176ZM161 177H164V176H161ZM213 178V180H214V178H215V176H212ZM226 177V176H225ZM229 177V176H228ZM233 177V176H232ZM32 178H34V177H32ZM45 178V179H46ZM51 178V177H50ZM70 178H72V177H69V178H67L68 180H70ZM79 178V177H78ZM90 178V177H89ZM88 178V179H89ZM89 179V180H93V179ZM122 178V179H123ZM123 179V182L125 181V184L127 183L126 182V180L128 181V180H130L129 178L128 179ZM133 180H130L127 184H132L133 185V187H132V189H134V191L133 192H131L132 193V195H134V194H136L135 193V189L137 190L138 189V186L137 187H134V186H136V184H138L139 185V183H140V181H139V183H136L137 181H136V177L135 176H133V177H131ZM139 178V179H140ZM154 178V177H153ZM166 178V177H165ZM169 178H171V181H168L169 180ZM175 176L173 177V179H174V182H175ZM202 179L203 178H205V176L204 177H201ZM200 178V179H201ZM216 178V179H217ZM222 178H223V175H222ZM29 179V178H28ZM43 179V178H42ZM42 179H41V181H42ZM44 179V181L43 182H45L46 180ZM55 179H57L58 180V178H55ZM55 179H54V181H55ZM62 179V180H61ZM75 179V178H74ZM74 179H73V181H74ZM85 179H86V177H85ZM94 179H96V177L94 178ZM114 179V178H113ZM135 179V180H134ZM150 179V178H149ZM155 179V178H154ZM164 179V178H163ZM201 179V180H202ZM211 179V178H210ZM210 179H208V180H210ZM226 179V178H225ZM232 179H234L235 180V178H232ZM29 180H31V179H29ZM52 180V179H51ZM51 180L49 179V181H50V184H53V182H51ZM65 180V179H64ZM76 180H78V179H76ZM87 180V179H86ZM89 180H88V182H89ZM96 180H99V179H96ZM95 180V181H96ZM103 181H101L102 182V184L104 183V181H105V183H107L108 181H111L112 179L110 178V180H106V178H105V180L104 179H102ZM115 180V179H114ZM118 180V179H117ZM148 180V179H147ZM207 180V179H206ZM205 179H204V181H206ZM229 180V179H228ZM237 180V179H236ZM39 182H40V180H38ZM59 181H57L58 183H59ZM72 179L70 180V184H72ZM81 181V180H80ZM107 181V182H106ZM119 181H120V179H119ZM118 181V182H119ZM131 181H133V182H135L136 184L134 185ZM150 181V180H149ZM149 181H147L148 183H149ZM186 181V182H185ZM219 181V180H218ZM217 181V182H218ZM227 181V180H226ZM37 182V180L35 181V183ZM47 182H48V180H47ZM66 182H67V180L66 181H62V184H60V186L61 187H63V185H64V187H65V184H66ZM69 182V181H68ZM67 182V183H68ZM76 182H78V181H76ZM75 181H74V183L72 184V185H70V186H72V188H74V190H72V188H70V190L71 191H73L75 194H76V196H81V195H83L85 192H86V196H87V198H89L90 196H94V197H96V196H98V197H96L97 198V206H96V204H95V207H97L96 209H97V211L96 210H94V208H91V206L89 207V206H86L88 203H86V200H88L87 198L86 199H84L85 200V202L84 201H81V200H83V199H81L82 198V196L80 197V200L78 199L79 197H73V195H72V193L70 192V190H67L66 191V189H69L68 188V185L69 184H67L66 186H67V188L65 189V188H61V187H59V184L58 183H56V182H54V183H56V184H58V186L55 188V186H54V184H53V186L52 187H50L49 186V189L50 188H55V190L54 191H56L57 189V191L56 192H54L53 191V195L55 196H53L54 198H52L51 197V200L54 202V203H56V204H58V205H56L57 207H61V209H60V207L57 209V207L55 206V204H52L54 207H52V205H51V200L50 199H48V197H45L44 199H46L47 198V201L48 202H51L50 203V206L48 207V208H50V209H53L54 211H55V209L57 210V211H55V212H58V210L60 211L61 210V212L62 211H65V214L67 215V218L70 216V217H72V215L74 216V220H76V218L79 216V215H77L76 216V214H84L85 216H86V214H87V216H90L91 214H93V211H95L94 212V214H96L97 213V215H98V217H99V219H100V221H99V219L97 218V217H95L94 215V217L95 218H97L98 220H97V222L99 221V222H101V224H103L104 226V229L103 230H105V231H108V235H110L109 234V231H113V233H115L116 231H118L117 229L118 228H120L122 225H124V223H122V225H120V224H118V223H120V222H117V225L115 226L113 223H112V225H111V223H110V221H113V219H115V216H112V215H110V214H113V213H108V210H110V207L111 206H109V208H108V210H106V207L105 206H107L108 207V205H107V203H109L108 202V200H107V198L109 197L110 198V200L111 199H113V198H115L116 197V195H117V197H119L118 196V192H116V191H119L121 188H123V191H121L120 190V192L121 193H123V192H125L126 191V189H130L131 187L130 186H132V185H128L127 187H125V186H122V187H120V189L117 187V185H118V183H117V181L115 180V182L117 183V185H115L116 187H117V189L116 190H113V189H115L114 188V185L113 184H116V183H114L113 182V180H112V183L113 184H110L109 182V184H106V186L105 187H107L106 189H108V190H110L109 189V187H112V189H111V191L113 190V191H115V192H112L113 194H115V193H118V194H116V195H114L113 196V194L109 191H106V189H105V187L104 188H100V186H102L101 185V183H99L100 184V186H93V184H95V183H97V182H95V183H93L94 182V180L93 181H91L92 183H91V185H92V187H94V188H96V189H98L97 190V192L100 190V192L102 193V194H99V193H97V192H95L96 191V189H94V188H92V191H94L93 193L94 194H92V195H89V193L87 194V192H91L92 193V191H90L91 189H88V187H89V183L87 184V181H86V183H84V186H86L85 184H87L88 185V187H87V189L86 190H89V191H86L84 188H86V187H83V181H81V183L80 182H78V183H76ZM100 182V181H99ZM121 182V181H120ZM146 182V185L148 184ZM151 182V181H150ZM176 182V185L179 183V184H182V183H180V181L177 183ZM209 182V181H208ZM222 182H224V180L223 181H221L220 182V184L222 183ZM240 182V181H239ZM238 182V183H239ZM250 183L252 182V180L251 181H249ZM261 182H264V181H261ZM34 183V182H33ZM64 183V184H63ZM75 183H76V185H75ZM79 183L81 184V185H79ZM140 183V184H141ZM153 183V184H154ZM207 183V182H206ZM213 183V182H212ZM230 183V182H229ZM242 183V182H241ZM247 183V182H246ZM41 184V183H40ZM46 184V183H45ZM44 184V185H45ZM121 185H122V183H120ZM124 183H123V185H125ZM152 183H151V185H153ZM159 184H160V186H159ZM208 184V183H207ZM218 184V183H217ZM232 184V183H231ZM252 184V183H251ZM250 184V185H251ZM256 184V183H255ZM259 183H257V185H258ZM263 184V183H262ZM34 185V184H33ZM36 185H37V187H38V184L36 183L35 184V187H36ZM42 185H43V183H42ZM42 185H41V187H39V188H41V190H43L44 189V187L42 188ZM47 185H49V182H48V184ZM47 185H46V187H47ZM74 185L78 188L79 187V189L80 188H82L83 187V190L85 191H83L82 189H80V191H82L83 192V194H82V192H80L79 190V192H76L77 191V188L76 187H74ZM97 185H98V183H97ZM107 185H109V187L107 186ZM111 185V186H110ZM113 185V186H112ZM194 185V184H193ZM214 185V184H213ZM245 185V184H244ZM247 185V184H246ZM261 185V184H260ZM32 186V187H31ZM81 186V187H80ZM143 186H145L144 184H141V186L139 185V189L140 190H138L139 192H141V193H137V195H135L136 197L135 198H137V200L136 199H134L133 198V200H136L135 202L133 201V200H131L132 199V197H131V199H129V200H131V201H133L132 203H131V201H129V203H131V204H133L132 205V208H136V207H138L139 208V206H137L138 205V199H139V201H140V197L142 198V188H144V190L146 191V187H149L150 186V184H149V186H146V187H143ZM172 186V185H171ZM180 186V185H179ZM188 186H189V183H188ZM191 186V185H190ZM189 186V187H190ZM235 186V185H234ZM253 186H255V185H253ZM263 186V185H262ZM46 187H45V190H43L44 191V193H45V191H46V193H47V190H46ZM91 187V186H90ZM100 189H99V188ZM124 187H125V190H124ZM140 187H142V188H140ZM153 187H151L150 186V188H149V190H151V188H153ZM176 187V186H175ZM175 187H173V189H175ZM210 187V186H209ZM245 187H248V186H245ZM250 187V186H249ZM39 188H38V190H39ZM153 188V189H154ZM181 189H182V187H180ZM180 188H178L179 190H180ZM192 188V187H191ZM213 188V187H212ZM221 188V187H220ZM260 188V187H259ZM33 189H35L34 191H33ZM47 189H48V187H47ZM94 189V190H93ZM101 189H103V191L101 190ZM104 189H105V191H104ZM152 189V194L149 192V194H148V196L150 195V199L153 197L152 195H155L154 197H153V199H155L156 198V196H157V193H158V195L159 194H161L162 195V190H160V192H158V189H157V193H154L153 194V191L155 190H153ZM177 189V188H176ZM183 189H185V188H183ZM192 189H194V188H192ZM199 189V188H198ZM214 189V188H213ZM246 189V188H245ZM250 189V188H249ZM256 189H258V188H256ZM255 189V190H256ZM41 190H40V192H41ZM147 190H148V188H147ZM148 190V191H149ZM165 190V189H164ZM167 190H169V189H167ZM178 190V193L179 192H181V191H179ZM189 190V189H188ZM234 190H236V189H234ZM233 190V191H234ZM238 190H239V188H238ZM244 190V189H243ZM263 190V189H262ZM42 191V192H43ZM51 191H52V189H51ZM69 191V192H68ZM130 191H131V189H130ZM148 191H146L147 193H148ZM197 191V190H196ZM204 191V190H203ZM208 191V190H207ZM232 191V192H233ZM259 191H261V190H259ZM33 192V193H32ZM39 192V191H38ZM103 192H107V193H111L112 194V196L110 197L107 193V195L106 196H108L107 198L105 197V196H103V197H99V196H101V195H105V193L103 194ZM137 192V191H136ZM171 192H172V190H171ZM176 192V191H175ZM226 192H228V191H226ZM245 192H247V191H245ZM50 191H49V193H47V196L49 195V196H52V195H50ZM68 193H71L70 195L68 194ZM73 193V194H74ZM78 193L79 194H81V195H78ZM90 193V194H91ZM120 193V194H121ZM126 193V192H125ZM124 193V194H125ZM134 193V194H133ZM145 193V192H144ZM143 193V194H144ZM146 193V194H147ZM169 193H170V191H169ZM168 193V194H169ZM177 193V194H178ZM241 193V192H240ZM262 193H264V192H262ZM52 194V193H51ZM75 194H74V196H75ZM95 194H97L96 196H95ZM119 194V195H120ZM126 194H129L130 195V193H126ZM141 194V195H140ZM146 194H144L143 196H145ZM186 194V193H185ZM245 194V193H244ZM243 194V195H244ZM256 194V193H255ZM258 194H259V192H258ZM35 195H36V193H35ZM40 195L42 196V197H40ZM122 195V194H121ZM138 195H140V196H138ZM160 195V196H161ZM165 195V194H164ZM172 195V194H171ZM181 195V194H180ZM37 196V195H36ZM86 196H84V197H86ZM127 197H128V195H126ZM131 196V195H130ZM169 197V195H166L165 196V198L166 197ZM177 196V195H176ZM213 196V195H212ZM222 196V195H221ZM252 196V195H251ZM38 197V196H37ZM83 197V198H84ZM115 198V202L117 201V199L118 198ZM121 197V196H120ZM123 197H125V195L124 196H122V198H121V200L123 199L124 200V198ZM159 197V196H158ZM173 197V196H172ZM174 197H175V195H174ZM220 197V196H219ZM42 199V201H41V199ZM50 198V197H49ZM91 198V197H90ZM93 198V197H92ZM126 198V197H125ZM148 198V197H147ZM171 198V197H170ZM170 198H169V201H170ZM215 198V197H214ZM40 199V200H39ZM128 199V198H127ZM126 199V203L125 202H123V200L120 202L119 200V202L117 203H115L114 205H115V207L113 206V207H111V210H112V212H114V209H112V208H115L116 210L118 209V211H119V208H121V209H123L124 210V208L123 207H125V205H120L119 203H123V204H127L128 203V200ZM143 199H144V197H143ZM143 199H141V204L142 203H144V201H146L145 202V204L146 203H148V202H150L149 201V199H148V202H147V199L145 198L144 199V201H143ZM175 199V198H174ZM204 199V198H203ZM249 199V198H248ZM109 200V201H110ZM152 200V199H151ZM202 200V199H201ZM200 200V201H201ZM209 200H210V198H209ZM46 201V200H45ZM114 201L112 200V202L114 203ZM125 201V200H124ZM158 201V200H157ZM159 201H161L160 200V198H159ZM199 201V202H200ZM211 201V200H210ZM209 201V202H210ZM47 202V203H48ZM61 202H63L64 204V207L63 206H61L60 204H61ZM83 202H84V204L86 203V205H84L83 204ZM111 202V201H110ZM111 202V203H112ZM137 202V205H136V207H135V203ZM162 202V201H161ZM164 202L165 203H167L166 202V200H164ZM45 204H46V202H44ZM111 203H109V205H111ZM128 203V204H129ZM154 203H155V200H154V202H153V200H152V202L151 203H149V204H153L154 205ZM165 203H162V204H165ZM169 203V202H168ZM168 203H167V206H168ZM171 203V202H170ZM173 203V202H172ZM189 203V202H188ZM195 203V202H194ZM203 203V202H202ZM211 203V202H210ZM214 203V202H213ZM44 204V205H45ZM116 204H118L119 206V208L118 207H116ZM127 204V205H128ZM131 204H129V206H131ZM157 204H158V202H157ZM156 204V205H157ZM216 204V203H215ZM41 205V206H42ZM43 205V206H44ZM126 205V206H127ZM148 204H146V206H147ZM151 205H148V208L145 206V205H143V206H145V208L142 206V208H143V210L145 211L146 210V208L147 209H149V206L151 207ZM42 206V207H43ZM46 206V205H45ZM86 206V207H85ZM134 206V207H133ZM161 206V205H160ZM159 206V207H160ZM167 206H166V209H167ZM209 206H210V204H209ZM214 206V205H213ZM87 207H89V209H93V211L91 212V210H89ZM157 207V206H156ZM163 207H165V205L163 206ZM162 207V208H163ZM37 208V207H36ZM63 208H64V210H63ZM142 208L140 207V209L142 210ZM155 207H153V209H154ZM33 209V208H32ZM49 209V210H50ZM106 210V211H104V210ZM126 209V208H125ZM127 209H129V208H127ZM140 209H137L136 208V210L137 211H139ZM35 210H38V209H34V211L33 212H35ZM42 210V209H41ZM44 210H47V209H44ZM49 210H47L48 212H50ZM102 210H103V212H105V213H108V215H110V216H112V219L110 220V221H108V218H111V217H109V216H107L106 217V214H102L103 212H102ZM110 210V211H111ZM130 210V209H129ZM140 210V212H141V214L143 215L144 213H143V210L141 211ZM152 210V209H151ZM168 210H169V208H168ZM175 210V209H174ZM47 211H45V213L47 212ZM53 211V217L56 215V213ZM67 211V212H66ZM118 211H115L114 213L116 214V213H120V212H125V211H122V210H120L119 212ZM135 211V210H134ZM157 211H159V210H157ZM156 211V212H157ZM164 211H165V209H164ZM32 212V211H31ZM42 212H43V210H42ZM47 212V214L50 216L52 213H48ZM52 212V211H51ZM131 212V211H130ZM147 212V211H146ZM145 212V213H146ZM152 212V211H151ZM160 212V211H159ZM36 213V212H35ZM40 214H41V212H39ZM55 213V214H54ZM60 213V212H59ZM58 213V214H59ZM63 214H64V212H62ZM62 213L61 214H59V215H56L55 217H60L61 215H62ZM126 213H129V211L127 212L126 211ZM136 213V212H135ZM138 213V212H137ZM161 213H162V211H161ZM165 213V212H164ZM167 213V212H166ZM65 214H64V217H60V218H65ZM68 214H69V216H68ZM90 214V215H89ZM121 214V213H120ZM140 214V213H139ZM149 214V213H148ZM147 214V215H148ZM152 214V213H151ZM39 215V214H38ZM46 214H44V216H45ZM47 215V216H48ZM79 216L80 218H84L85 216ZM96 215V216H97ZM107 218H105L104 216ZM125 215V214H124ZM124 215H122V216H124ZM134 215V214H133ZM138 215V214H137ZM136 215V216H137ZM142 215H141V217H142ZM154 215H155V213H154ZM153 215V216H154ZM157 215H160V213L158 214L157 213ZM162 215V214H161ZM160 215V216H161ZM168 215V214H167ZM234 215V214H233ZM36 216V217H35ZM76 216V217H75ZM86 216V217H87ZM122 216H120V217H122ZM144 216V215H143ZM166 216V215H165ZM172 216V215H171ZM182 216V215H181ZM43 217V216H42ZM51 217H52V215H51ZM57 217V218H58ZM85 217V220L87 219ZM93 217V218H94ZM114 217V218H113ZM127 217V216H126ZM151 217H152V215H151ZM169 217V216H168ZM80 218L79 219H77V221L78 220H80ZM89 218V217H88ZM91 218H92V216H91ZM94 218V219H95ZM144 218H146V217H144ZM148 218V217H147ZM146 218V219H147ZM156 218V217H155ZM161 217H159V219H160ZM172 218V217H171ZM42 219V218H41ZM40 219V220H41ZM51 219H53V218H51ZM56 219V218H55ZM72 219H73V217H72ZM90 219V218H89ZM117 219V218H116ZM115 219V220H116ZM132 219V218H131ZM134 219V218H133ZM136 219L137 218H135V221H132V222H136ZM145 219V220H146ZM43 220V219H42ZM46 220V219H45ZM57 220H59V219H57ZM64 220V219H63ZM74 220H72V222L74 221ZM92 220V219H91ZM90 220V221H91ZM114 220V221H115ZM118 220V219H117ZM121 220V222H123V221H126V218L124 217H122L121 219L119 218V221ZM123 220V221H122ZM171 220V219H170ZM70 221H71V218H69V223H70ZM83 221V220H82ZM81 221V222H82ZM128 221V220H127ZM142 221V220H141ZM149 221V220H148ZM147 221V222H148ZM155 221V220H154ZM67 222V221H66ZM65 222V223H66ZM75 222V221H74ZM80 222V223H81ZM116 222V221H115ZM138 222V221H137ZM146 222V221H145ZM146 222V223H147ZM168 222H169V220H168ZM42 223V222H41ZM57 223V222H56ZM59 223V222H58ZM68 223V222H67ZM78 223V222H77ZM79 223V224H80ZM90 223V222H89ZM93 223V222H92ZM151 223V222H150ZM162 223V222H161ZM164 223V222H163ZM166 223V222H165ZM170 223V222H169ZM61 224H62V221H61ZM97 224V223H96ZM99 224V223H98ZM100 224V225H101ZM126 225H127V229H128V233H127V229L123 226V228H121V229H124V230H122L123 231V233H124V235L121 233V231H120V229H119V232L121 233V235L122 236H125L128 240L127 241H129L128 242V244H125L126 243V239H125V237H122V238H124V239H122L121 238V235L119 236L118 234H115V237H112V241H114L115 240V242H116V240H117V242L119 243V241L121 240L122 242L125 240V243H124V246H125V248L123 249L122 247H121V249H122V254H125L124 256H126L125 258H126V264H213V263H216V264H222V263H229V262H234L235 264H237L236 263V259H235V257L237 256L236 254L237 253H235V255L236 256H234V251L237 249L238 251H240V249H238V248H249L248 250L250 251V254H248V252L247 251H245V250H247V249H245L244 251L245 252H241L242 251V249H241V251H240V254H238L239 255V257H241V258H244L245 259V257L247 258V256H249L250 255V260H247V259H249V258H247L246 260H247V263H248V261L250 262V264H264V234H262V237L260 236V234H258L259 232H261L259 229H255V230H257V233L256 232H254L253 230L252 231H248L247 229L248 228H246V226H245V228H244V230H243V227L242 228H238V227H236V229H239V230H236V229H234V228H230L231 229V231H230V229H229V231L226 233V237L224 238L223 236H220V235H223V234H221V232H220V234H218V235H216L217 237H214V239L215 238H217V240H214L213 238H211L210 240H209V237L208 236H210V234L209 235H207V237L208 238H205L206 237V235H204V233L202 234V231H201V233H199L198 231V233H196V231L195 232H193L191 229H188V230H181V232L183 231V234L187 231V236L189 237V238H187V236H185L184 237V240H182V241H184L185 242V238H187L188 240L185 242L187 245H189V243H188V241H189V239H190V249H191V251H187V252H185V249H189V246L187 247V248H183V247H181V246H184L182 243L183 242H181L180 240H179V243L181 242V244L182 245H180L179 243H178V241L176 240L175 242H176V244H174L175 246L176 245H180V247L182 248L181 250H184V251H182L181 253L183 254V252L185 253V254H183V256L182 255H180V249L178 248V251H171L172 253H173V255H174V257H173V255L171 254L170 256H169V254L171 253H169L168 255H166V253H168L169 252V250L165 253V255L167 256H165L164 255V252L167 250V249H172V246H174L172 243H174L172 240H174V237L172 238V237H167L168 239H167V241L169 240V238L171 239L172 238V240H170V242H169V245H171L172 244V246L170 247L169 246V248H167L168 246H167V244H168V242H166V241H163V240H161L159 237H160V235H158V233L157 232H155L154 231V233H153V235L155 234V233H157V234H155V236L157 235L158 237V239H160L159 240V242L161 243V244H163L164 242H166L164 245H166V246H163L164 247V249H165V247L167 248V249H165V251L163 252V250H162V252H163V255H164V257L166 258V260H165V258L163 259H161V255H159V257L157 256L158 254H159V251H161V248H163V247H161L160 246V250H159V248L157 247V246H154L156 249H157V251H155L154 249L155 248H152L151 246H153V244L151 245V246H149V244H151V242H157V241H155V240H158V239H156V237L154 236V238H151L150 236L152 235V231L151 232H149V231H146V232H144L143 231V233H151V235L149 236L148 235V237L146 236V238H148V239H152V241L150 242L149 240H147V239H145V237H144V235H146V234H144V235H141V233L139 232V231H137L139 228H137V230L135 231V230H131L132 229V227H134L133 226V223L131 224L132 225V227H130L129 228V226H128V224H130V223H125ZM152 224H154V223H152ZM174 224V223H173ZM69 225V224H68ZM71 225V224H70ZM75 225V224H74ZM105 225H106V229H105ZM115 226V227H117V226H119L116 230H115V232H114V229L113 230H111L113 227L112 226ZM136 225V224H135ZM140 225H142V224H140ZM144 225V224H143ZM249 225V224H248ZM45 226V225H44ZM43 226V227H44ZM64 226V225H63ZM65 226H66V224H65ZM65 226H64V228H65ZM79 226V225H78ZM86 226V225H85ZM89 226V225H88ZM96 226H98V225H95V227ZM110 226L112 227L111 229H110ZM137 226V225H136ZM145 226H146V224H145ZM158 226H159V224H158ZM164 226H165V224H164ZM167 226H170V225H167ZM188 226V225H187ZM70 227V226H69ZM101 227V226H100ZM103 227H101V228H103ZM151 227V226H150ZM156 227V226H155ZM161 227V226H160ZM160 227H159V229H160ZM176 227V226H175ZM185 227V226H184ZM48 228V227H47ZM64 228H63V231H64ZM107 228H109L108 230H107ZM146 228H148V227H146ZM157 228V227H156ZM192 228V227H191ZM59 229V228H58ZM67 229H69V228H67ZM71 229V228H70ZM70 229H69V233H71L70 232ZM91 229V231H93L94 230V227H93V229H92V227L90 228ZM100 229V228H99ZM142 229H143V226H142ZM141 229V230H142ZM149 229V228H148ZM158 229V230H159ZM165 229H167V228H165ZM170 229V228H169ZM177 229V228H176ZM182 229H184V228H182ZM187 229V228H186ZM234 229V230H233ZM246 229V230H245ZM251 228H249V230H250ZM253 229V228H252ZM47 230V229H46ZM66 230V229H65ZM74 230V229H73ZM77 230H78V228H77ZM101 230V229H100ZM103 230L101 231L102 233H103ZM130 230L131 231H135V232H139V234L138 233H129L130 232ZM145 230V229H144ZM158 230H156V231H158ZM172 230V229H171ZM191 232H190V231ZM236 230V231H235ZM259 230V231H258ZM262 230V229H261ZM264 230V229H263ZM262 230V232L264 233V231ZM34 231H39V232H37V234H36V232L34 233ZM59 232H60V230H58ZM104 231V234L105 233H107V232H105ZM126 231V232H125ZM168 231V230H167ZM178 231H179V228H178ZM189 231V232H188ZM41 232V233H40ZM47 231H45V233H46ZM59 232H57V233H59ZM65 232V231H64ZM88 232V231H87ZM98 232H100V231H98ZM118 232V233H119ZM158 232H160V231H158ZM164 232V231H163ZM162 232V234H164ZM180 232V231H179ZM261 232V233H262ZM51 233H53V231H51ZM73 233V232H72ZM77 233V232H76ZM80 233V232H79ZM91 233V232H90ZM113 233H112V235H110L109 237V239L111 240V236H114L113 235ZM117 233V232H116ZM119 233V234H120ZM142 233V234H143ZM166 233V232H165ZM172 233V232H171ZM175 233H177V232H175ZM219 233V232H218ZM40 234V235H39ZM66 234V233H65ZM85 234V233H84ZM84 234H82V236L81 237H83L84 236ZM95 234V233H94ZM97 234V233H96ZM101 234V233H100ZM103 234V235H104ZM160 234V233H159ZM202 234V235H201ZM217 234V233H216ZM39 236V237H37V236ZM43 235V234H42ZM47 235H48V232H47ZM46 234L45 235H43V237H41V238H43V241L50 235V233H49V235L47 236ZM61 235V234H60ZM70 235H72V234H70ZM69 235V236H70ZM107 234L106 235H104L103 236V238L104 239H106L107 237L106 236H108ZM116 235H118L119 237H120V240L119 239H117V238H119V237H117ZM153 235H152V237H153ZM166 235V234H165ZM170 235V234H169ZM179 235H180V233H179ZM185 235V234H184ZM213 235H215V234H213ZM213 235H211V236H213ZM33 236H35L34 237V239H36L37 241L39 240V242H37L36 240H33ZM44 236H46V238L44 239ZM52 236V235H51ZM50 236V237H51ZM54 236V235H53ZM63 236V235H62ZM65 236V235H64ZM68 236V237H69ZM203 236H205V237H203ZM218 236H220L222 239L220 240H218ZM56 237V236H55ZM76 237V236H75ZM80 237V238H81ZM99 238H101L100 237V235L98 236ZM106 237V238H105ZM117 237V238H116ZM150 237V238H149ZM162 237H163V235H162ZM175 237H177L176 235H175ZM40 238V239H41ZM49 238V237H48ZM66 238V237H65ZM71 238H72V236H71ZM77 238V237H76ZM75 238V239H76ZM91 238V237H90ZM113 238H116V239H113ZM183 238V237H182ZM258 238V243H254L255 241H257V240H255V239H257ZM50 239V238H49ZM56 239V238H55ZM75 239H72V240H75ZM88 239V238H87ZM103 239V240H104ZM108 239V238H107ZM106 239V240H107ZM153 239H154V241H153ZM163 239H165V237L163 238ZM42 240V239H41ZM70 240V239H69ZM69 240H67V241H69ZM81 240V239H80ZM84 240H86V238L84 239ZM100 240H102V239H100ZM102 240V241H103ZM106 240H104V241H106ZM110 240H107V242H109ZM253 240V241H252ZM255 240V241H254ZM259 240H260V242H259ZM45 241H47V239L45 240ZM50 241V240H49ZM102 241H99V242H102ZM112 241L110 242V243H108V244H110L111 245V243H112ZM120 241V242H121ZM145 241H147V242H145ZM163 243H162V242ZM251 241L254 243V245L251 243ZM42 242V243H41ZM48 242V241H47ZM61 242V241H60ZM70 242V241H69ZM81 242V241H80ZM148 242H150V243H148ZM45 245H44V244ZM55 243V242H54ZM62 243V242H61ZM65 243V242H64ZM77 243L78 242H76V243H74V245L76 244L77 245ZM178 243V244H177ZM184 243V244H185ZM69 244V243H68ZM81 244V243H80ZM88 244H89V241H88ZM103 244H105V242L103 243ZM114 246H115V244L114 243H112ZM120 244V243H119ZM122 244V243H121ZM120 244V245H121ZM160 244V245H161ZM185 244V247L187 246ZM48 245H49V242H48ZM53 245V244H52ZM56 245V244H55ZM55 245H54V247H55ZM87 245V244H86ZM98 245V244H97ZM105 245H107V244H105ZM109 245V246H110ZM113 245H111L112 246V248L114 247ZM47 246V245H46ZM108 246V245H107ZM107 246H105V247H107ZM110 246V247H111ZM119 247L120 248V246L118 245V244H116V246L114 247V249L116 248V247ZM122 246H123V244H122ZM174 246V248L176 249V247H179V246H176L175 247ZM56 247H57V245H56ZM55 247V248H56ZM65 247V246H64ZM72 247V246H71ZM70 247V248H71ZM81 247V246H80ZM87 247H88V245H87ZM104 247V251H106V252H104V251H101L102 252V254L104 255V253H107V248H105ZM250 247H251V250H250ZM57 248H59V246L57 247ZM73 248H74V246H73ZM78 248H79V246H78ZM89 248H90V246H89ZM93 248H94V246H93ZM101 248H103V247H101ZM173 248V249H174ZM72 249V248H71ZM75 250H77L76 248H74ZM91 249H92V247H91ZM111 248H109L108 250H109V252L111 251V250H113L114 252L116 251V250H114V249H111ZM117 250H119L118 248H116ZM172 249V250H173ZM189 249V250H190ZM85 250V249H84ZM83 250V251H84ZM102 250V249H101ZM124 250V251H123ZM177 250V249H176ZM236 250V251H237ZM72 251V250H71ZM83 251H80V252H82L81 254H83ZM93 251V250H92ZM120 251V253H121V250H119ZM119 251H116L117 253L119 252ZM101 252H100V250H98V251H96L95 253H99V254H97V255H100L101 254ZM112 252V251H111ZM111 252L109 253V255L110 256H108L107 255V258L106 257H104V259H108L109 257L111 258ZM124 252V253H123ZM161 252V253H162ZM179 254L178 256H176L175 257V254H177V253ZM60 253V252H59ZM61 253H63V255H64V252H61ZM119 253V254H120ZM158 253V254H157ZM175 253V254H174ZM239 253V252H238ZM242 253H247L248 255H243L242 256ZM74 254V253H73ZM72 254V255H73ZM77 254V253H76ZM78 254H80V253H78ZM87 254H88V252H87ZM108 254V253H107ZM115 254V253H114ZM114 254H113V252H112V256H113V259L115 260L116 258H114ZM83 255H86V252H85V254H83ZM103 255H102V258H103ZM121 255V254H120ZM162 255V256H163ZM61 256H62V254H61ZM61 256H58L59 258L61 257ZM65 256L66 255H64V257H63V260H65L64 258H65ZM74 256V255H73ZM78 256V255H77ZM80 256V255H79ZM78 256V258L80 259L81 258V256L79 257ZM88 256V255H87ZM87 256H83V257H86V262H88V258H87ZM91 256H93V255H91ZM106 256V255H105ZM172 256V258H170ZM74 257H76V256H74ZM58 258V259H59ZM68 258V257H67ZM77 258V257H76ZM90 258V257H89ZM95 258V257H94ZM167 258H168V260H167ZM237 258V257H236ZM239 259L240 261H242V264H245V261L246 260H244L243 261V259ZM50 259V260H49ZM74 259V258H73ZM78 259V260H79ZM82 259V258H81ZM81 259L79 260V261H81ZM113 259H109V261H107V260H104V261H107L106 262V264H116V262L113 260ZM122 259V258H121ZM235 259V260H234ZM60 260V259H59ZM63 260H60V261H63ZM75 260V259H74ZM76 261L77 263L76 264H78V263H80L79 261ZM83 259H82V262H85ZM113 260V261H112ZM116 260H118V257H117V259ZM234 260V261H233ZM238 260V259H237ZM239 260H238V262H239ZM58 261V260H57ZM57 261H56V263H57ZM59 261V262H60ZM68 261V260H67ZM66 261V263H68ZM71 261V260H70ZM70 261H69V263H70ZM90 261V260H89ZM96 261V260H95ZM103 261V262H104ZM120 261V260H119ZM122 261V260H121ZM124 261V260H123ZM122 261V262H123ZM72 262V261H71ZM75 262V261H74ZM82 262L80 263V264H82ZM98 262V264L101 262L102 263V260H99V261H97ZM97 262H96V264H97ZM122 262L121 263H119V264H122ZM244 262V263H243ZM52 263H50V264H52ZM73 263V262H72ZM92 263H94V262H92ZM125 263V262H124ZM231 263V264H232ZM240 264H241V262H239ZM246 263V264H247ZM58 264V263H57ZM71 264V263H70ZM86 264V263H85ZM87 264H89V263H87ZM91 264V263H90ZM95 264V263H94ZM105 264V263H104Z\"/></svg>",
	"mask_w": 264,
	"mask_h": 264
},
{
	"label": "rangeland",
	"instance_id": "374dc122",
	"mask_svg": "<svg viewBox=\"0 0 264 264\" xmlns=\"http://www.w3.org/2000/svg\"><path fill=\"white\" fill-rule=\"evenodd\" d=\"M27 1V2H26ZM0 0V4L2 5V7H1V5H0V7L2 8V9H5L7 6V8L6 9H9L10 7H12V8H21V7H23V8H25V6L27 5V6H29L28 5V2H29V4H32V3H36L37 4V2H41L42 3V1L41 0H33V1H31V0ZM35 1V2H34ZM37 1V2H36ZM44 1V3H46V4H48V2H50V3H53V2H55L56 4H54L55 5V7H57V8H54V6H53V4H49V6L50 5H52L53 6V8L55 9V11H54V9H52V13L51 14H53V12H54V14H53V16L55 15H57V12H58V14H59V16L57 15V17H60V15L62 14H64V13H67L68 11H69V7H68V5H67V3H65V5L63 6H58L59 4H57V0H53V2H52V0H47L46 2H45V0H43ZM103 1V2H102ZM105 1V2H104ZM147 1H149L148 3H147ZM15 5H13L12 3ZM15 2V3H14ZM17 2V3H16ZM26 2V3H25ZM96 2L97 3H95V4H97V5H95V6H97L96 8L97 9H99V11H100V14L102 15V17H105V10H107V9H110V10H114L113 11V13H115L114 15L116 16H118V17H126V16H131L132 14L133 15H139L140 16V14H141V17H143L144 19L145 18H147V20H146V23L147 24H150L151 26H155V27H160V28H162V25H164L163 27L167 30V31H165L164 30V32L167 34H165L167 37H169V39L171 40V42H173V45H172V43H171V48H172V51H173V53L175 52V55L178 53L179 55L180 54H183V58H184V63L186 64H184V66L182 67V68H184L185 67V70L184 69H182V68H180L181 70H184V71H182V72H180L181 70L179 69V71L177 70V71H175V72H177V76H175L176 75V73H172L173 75H169V77L171 76L172 78L171 79H174L173 81H172V83L171 84H173V85H171L170 83H165L166 81H168V79H169V82H170V78L168 77V74H166V73H162L164 70H163V68H164V65L162 66V64H165V62L167 61L168 62V60L170 59V58H166L167 60L163 63V61L161 60V57L160 56H162L161 54L160 55H158V54H153V55H151L150 54V52H151V46H150V44H149V42H147L146 40H144V39H141L140 41H142V40H144V41H142V42H144L145 44H142V42H140V44H142V45H140V48H141V50H137V49H140L139 47H137L136 48V50L138 51L137 52V54L136 53H134V52H132L133 50H132V48H130V46L131 45H133V43L132 44H127V45H129L128 46V48L129 49H127L126 47V49L125 50H128L129 52H128V54H131V52L134 54L133 56H134V58L135 57H137V59H139V60H143L142 62H141V68H140V66H138L139 65V63H140V61H139V63L137 64V59L136 60H134L133 59V61H132V63H133V65H131V68H133V69H135L136 68V66H137V68L139 69V70H141V73H140V77H141V79H140V82H138L137 84L139 85H136V88L132 85L131 86V88H130V90H132V87H134L133 89V92L131 91L130 92V90H128V95L126 94V96H124V98H125V103L127 102V105H129V106H127V105H125V107L123 108V110H122V112L124 111V109H126L127 111H124L125 113H127V114H123V113H121V114H123V116L122 117H120L121 115H119L118 117L119 118H121V122H119V120H117L116 119V117H112V115L114 116L115 114H117V113H115V111H117V110H114V108H115V106H116V104H115V100L114 99H111V100H114V101H110V100H108V102H106V100H104V101H101L100 103H106V105H107V103H109V102H111V106L108 104L107 106H105V104H99V105H101L100 107L102 108V113H101V110L99 111V115L101 114V119H106V122H104V128L103 129H101L102 130V132H101V130L99 129V127L98 126H100L99 125V123H98V121L99 122H101L102 120L100 119V118H98V113H96L95 112V114H94V116L95 117H93V119H97V120H94L95 122H93V123H96V121H97V123L96 124H93V126L92 127H97V129H99V130H97V129H94L93 128V133H94V130L96 131L95 133H97L98 131L99 132H101L100 133V135L101 136H103L104 137V139H105V141H103L102 142V140H103V137H100V138H98L100 135L99 134H95L94 133V135H96V136H94V135H92L93 137V139L92 140H97V142H98V145L101 147L102 145H105L104 146V148L102 147V148H100L101 150L102 149H104V150H99L100 152H98V151H96V149H92V151L95 153H93L94 155H97L98 157H99V155H100V157H102V155L104 154V153H107V155H108V152H110L111 154H112V150H113V148H112V146L114 145V147H115V145H116V142H117V145H119L120 144V147L121 146H123V148H125V147H127V146H129V144H132L133 142H132V138L134 139L133 141H134V143L132 144V145H134L135 143V145L134 146H136L137 144H139L138 146H136V147H139L140 146V148H137V150L138 149H140V152H141V154L138 152V156L136 157L137 159H139L140 160V162H139V160H137V162L138 163H141V162H143V161H141V160H143V158L145 159L144 161H146V164L147 163H149L148 162V160L150 159V157H149V159H148V156L149 155H155L152 159L153 160H156V161H158L157 162V165H155L156 164V161H154V163L155 164H153L154 166H153V168H150L149 170H155V171H153L154 173H156V174H152L153 172H151V171H149V170H143V172L144 171H146L148 174H149V172H151V175L149 174H147L148 176H146V179H145V173H144V179H143V181L145 180L146 182L147 181H149V183L146 185V182L144 183V182H142L141 183V181L140 180H142L140 177V179L136 176L138 173H140V170H137V171H139L137 174L135 173H133L134 171H132V172H130L131 174L133 173L134 175H132L131 177H133V176H135L137 179H136V183H139V181H140V183L141 184H144L145 186H143V187H146V186H149V184H150V186L151 187H153L154 185H155V181H157L156 179L158 178V180L160 179V182L158 181L157 182V185H158V183H162L163 181H161V180H164V182H165V180L167 181V178L168 177H170L171 175H173V176H171L172 177V181H171V178H169V180L168 181H171V183L173 182V183H175V185L174 184H171V185H168V187H170V188H165V187H167V184H170L169 182L167 183V184H164V186L165 187H163L164 189H158V192H160V190H162L161 192H162V195L161 194H159L158 195V193H157V189H155L154 187V189L153 188H151V190H149V188H150V186L149 187H146V191H148V193L144 190V188H142V187H140V188H142V192L144 193V194H146L145 196H143L144 194L142 193V198L140 197V201H139V199H138V205H137V202L135 203V207H136V205L137 206H139V208L138 207H136L137 209H140V207L142 208V206L143 205H145L146 206V204H148V205H151V204H149V203H151L152 202V200H153V202H154V200H155V203H154V205L152 204L151 205V207L149 206V209H147L148 208V205L146 206L147 208H146V210L144 211L143 210V208H142V210H143V215L141 214V212H140V210L139 211H137L136 210V208H132V205L133 204H131L133 201L135 202L136 200H137V198H135L136 196L135 195H137V193L139 194V193H141V192H139L138 190H140L139 189V185L141 186V184L139 183V185L138 184H136L135 182H133V181H131L134 185L136 184V186H134V187H137L138 186V189L136 190L135 189V193L136 194H134V195H132V193L131 192H133L134 191V189H132V187H133V185L132 184H127L130 180H133L130 176H128V175H130V173L129 172H125V173H129L128 175L127 174H124V175H127L128 176V178L130 179V180H126V184H125V181L123 182V179H125L126 178V176H124L123 174H122V176H124V178L121 176V175H119L120 173L119 172H121L122 170H123V168H125V164L127 165V163H128V165H129V162H127L128 160H126V158L127 159H129L128 157H127V154L126 153H128V155H130V157H134L133 156V152H135V151H129V150H131V149H129V150H127V148H125L126 149V153H125V150L122 148L121 150L123 151L124 150V152L123 153H125V154H123L122 152L121 153H119V151L118 150H120L119 148H118V150L116 149V147L114 148V150H113V152L114 151H118V155H114V153L116 154V152H114L112 155H114V156H112V159H114L113 161H115V159H116V164H117V162H118V166L120 167V163L122 164L125 160H126V162L127 163H123V165H121V166H123L121 169H119V168H117V169H119V170H115V168H113L112 167V164H113V166L115 167V162H112V159H110V157H111V155L109 154V156L110 157H104V155H103V159H105V158H107L109 161H111V163L107 160V159H105V162H104V160L103 161H101V160H99L98 159V157L96 156V158L95 157H93L92 158V155L93 154H91V155H89V153L90 152H88V151H90L91 149H86V150H84V149H82L83 150V152L85 151L87 154H85V152H84V154H83V152H82V150H80L79 152H76L77 154L79 153V155L80 154H82V156L80 157L79 155H74L75 156V158H74V156H72V158H74L75 159V161H74V159H73V161H71V159L69 160L67 157H66V155H65V158H63L64 156L63 155H60L61 156V159H60V161L62 160V158H63V160H62V162L61 163H59V164H57V162L59 161V159H57L56 158V156L54 157V156H50V160L52 161H55L56 162V164H57V166L56 165H51L52 163L49 161V160H47L46 159V156L44 157V161H45V164H43V160L41 161V163L39 164V160H38V158L40 159V157H35L36 159H37V166L38 165H41V164H43L42 165V168H43V166L44 165H46L47 163L46 162H50L49 164L52 166V167H54L53 169H55L56 167L60 170L59 171V174L61 173V171L63 172L62 174H63V177H60V176H62L61 174H60V176H59V174L58 173H56V172H53V174H51L52 173V168H51V170H50V168H48L49 170H48V172L49 171H51V172H46L45 171V169L47 170V168H46V166H45V169H44V171H45V173H48L49 174V178H46V177H43L42 175L43 174H45V173H43L42 174V172H44V171H42L43 169H41L40 170V173H39V170H37L38 168L40 169V167L41 166H34V163H36V162H34L36 159H34L33 157H31L28 161H26V163L25 164H27V165H25V164H23V165H25V167L27 168V169H25V167L23 166V171H24V169L26 170L25 172H26V176L25 175H23V174H25V173H23V172H21L20 171V173L22 174L21 176H23L22 177V180L24 179L25 181H26V179L28 180V182L30 183V182H32V183H30V185H32V186H34V188L36 189V192H34V195L33 196H35V198H33L34 199V201L33 202H35V200L36 199H38L39 198V194H41L42 196L44 195V194H46V195H44L45 197H48V199H50L51 200V197L52 198H54L55 196V194L53 195V191L55 190V188L58 186V184L60 183V179H59V177L60 178H62L61 180L64 182V181H66L67 180V182H66V184H65V187H64V185H63V187H61L60 186V184H62V181H61V183L59 184V187H61V188H67V184H69L68 185V188L70 187V188H72V184L74 183V181L76 182V181H78V182H80L81 183V181H83V187H88V185H89V187H88V189H91L90 191H92V188H94L95 186L97 187V186H100V184L99 183H101V185L102 186H100V188L102 187V188H104L105 186H106V184H113L112 183V180H113V182L114 183H116L115 182V180L117 181V183H118V185H117V183L116 184H113L114 185V188L115 189H113V190H116L117 189V187L120 189V187H122V186H125V187H127L128 185L130 186V185H132V186H130L131 188V191H130V189L128 188V189H126V193H130V195L129 194H126L125 192H123V193H121L120 192V190L121 191H123V188H121L119 191H116V192H118V193H115V194H113L112 192H115V191H111V189H112V187H109V185H107L108 187H109V189L110 190H108V189H106L107 187H105V189H106V191H110L112 194H113V196L114 195H116V194H118V196L119 197H117V195H116V197L118 198L117 199V203L121 200V198H122V196H124L125 195V197H123L124 198V200H123V202H127L126 201V199L128 200V203H129V201H131V200H133V198L134 199H136V200H133V201H131V203H129V204H131V206H129V204L127 205V204H121V203H119L120 205H125V207H123L124 208V210L123 209H121V208H119L120 206L118 205V204H116V207H118L119 208V211L120 210H122V211H125L124 213L123 212H120L119 214L118 213H114L115 211H118V209L116 210L115 208H112V209H114V212H112V210H111V207H115V198H113V199H111L110 200V198L108 197V196H106L107 194L110 196H112V194L110 193H107V192H103V194L105 193V195H101V196H99V197H103V196H105L106 198H107V200L109 199L111 202H112V200L114 201V203L112 202H110L109 200H108V202L109 203H111V205H109V203H107V205H108V207L107 206H105L106 207V210H108V208H109V206H111L110 207V210H108V213H113V214H110V215H112V216H115V219H113V221H110L111 219H112V216H110V215H108V213H105V212H103V210H102V214H106V217L107 216H109V217H111V218H108V221H110V223H111V225H112V223L114 224H116L117 225V222H120V223H118V224H120V225H122V223H124V225H122L120 228H118L119 226H117V227H115L114 225L111 227L110 226V229L111 230H113L114 229V232H115V230L117 229L118 231H116L115 233H113V231H109V234L110 235H112V233H113V235L114 236H111V240L109 239L110 237V235H108V231H105V230H103L104 229V225L103 224H101V222H99L100 221V219H99V217H98V215H97V213L96 214H94V212L95 211H93V209H89V207L91 206V208H94V210H96L97 211V198L96 197H98V196H96L97 194H95V196L96 197H94V196H90L89 198H87V196H86V192L83 190V187L82 188H80V189H82L85 193L83 194V192L82 191H80V189H79V187L77 188L75 185H76V183H78V182H76L75 183V185H74V187H76L77 188V191L76 192H82V194L83 195H81V194H79L78 193V195H81L82 196V198L81 199H83V200H81V201H84L85 202V200L84 199H88V200H86V203H88L87 205H86V203L84 204V202H83V204L84 205H86V206H89V207H87L89 210H91V212L93 211V214H89L90 216H87V214H86V216L84 215V214H76V216L77 215H79V216H85L87 219L85 220V217L84 218H80L79 216L76 218V220H74V216L72 215V217H73V219H72V217H70L69 216V214H68V218H67V213L65 214V211H62V212H64V214H65V218H60L61 216L62 217H64V214L61 212V210L59 211L58 210V212H55V211H57L56 209H55V211L53 210V209H50V208H48L49 206H50V203H51V205L52 204H55V206L56 205H58V204H56V203H54L52 200H51V202H48L47 201V198L46 199H44L45 197L43 196V200H44V202H46V204L42 201V199H41V201L43 202V205L40 203V208L38 207V203L40 202V201H38V200H36V201H38V202H35V203H33L34 205L36 204V206H32L31 207V209H30V213H31V215L32 216H34L33 214H37L36 216H37V219H38V217H41V218H39L38 219V221H41L40 222V224H42L41 225V229L43 230L44 229V231H41V232H44V233H42L43 235H47V232H48V235H49V233H50V235L46 238V236H44V239L46 238L47 239V241L49 242V245H48V242L47 241H43V238H41V237H43V235L41 234V236H40V238L42 239H40L39 238V240L40 241H42V242H44L43 244L45 245V247L46 248H51V246L53 247L52 249H58V251H59V249H60V253L58 252L57 254V257L55 258L54 257V261H55V264H76L77 262V260L79 259L78 258V256L80 255H82L81 256V258L84 260H86V257H83V256H87V260H88V262H86L85 260V262H82V259H81V261H79L80 263L82 262V264H87V263H91V264H96V262L97 261H99V260H102V263L100 262L99 264H106V262L107 261H109V259L111 260V259H113V256H112V252H113V254H114V258H116L117 259V257H118V260H114L115 262H116V264H119V263H121L123 260V262H122V264H126V256H124L125 254H122V249H121V247L124 249L125 248V246H124V243H125V240L122 242L121 240L122 239H124V238H122V237H125V236H122L121 235V233L124 235V233H123V231L122 230H124L125 228L127 229V225L125 224V223H130V224H128V226H129V228L130 227H132V223H133V226L134 227H132V229L131 230H137V228H139L137 231H141L142 233H143V231L144 232H146V231H149V232H151L152 233V235H153V233H154V231L155 232H157L158 233V235H160V239L161 240H163V241H166V242H170V240H172V238L174 237V240H172L174 243H172L173 245L174 244H176V240L178 241V243H179V240L181 241V242H183L182 244L184 245V246H181V247H183V248H187L188 246H189V249H190V239H189V241H188V243H189V245H187L185 242L188 240L187 238H189L188 236H187V231L183 234V231L181 232V230H188V229H191L193 232H195L196 231V233H201V231H202V234L204 233V235H206V237L205 236H203V237H205V238H208L209 237V240L211 239V238H213L214 239V237H217L216 235H218V234H220V232H221V234H223V235H220V236H223L224 238L227 236L226 235V233L229 231V229L230 228H234V229H236V227H238L239 229L240 228H242L243 227V230H244V228H245V226H246V228H248L247 230L248 231H254V232H256L257 233V230H255L256 228L257 229H259L261 232H262V230L264 229V193H262V192H264V182H261V181H264V180H258V179H250V180H244L245 181V183L243 182V181H241L243 178L241 177V176H239V175H237L236 173L238 172H240L241 173V170L239 169V164L240 163H242L241 161H244V160H241L240 162H239V160H237V159H240V157L242 156V155H240V157L239 156H237V155H239L238 153H240V152H243V153H245L243 150H246V148H243L242 149V146H244L246 143L248 144V143H250V144H252L251 143V141H253V139L251 138V137H249V138H247L248 137V135L249 134H251V133H245V134H243V135H241V137H242V139H241V137H239L240 135L239 134H236L237 135V137H238V139L239 140H237L238 142H236V139L235 138H233L234 136H236V135H234L233 133H240V131H237L238 129H240V125H241V123H238L239 121L240 122H242V123H245L247 120L249 121H247L246 123H251L250 122V117L249 118H247V119H245V117H244V115H246V113H248V111H240V110H238L239 108L236 106V105H238V103H240L241 101L244 103V101H245V103L247 102V103H249L250 102V99H251V101H253V100H257V99H263L264 98V0H101L100 2H99V0H96ZM115 2V3H114ZM38 3V4H39ZM40 3V4H41ZM43 3V4H44ZM100 3V4H99ZM11 4V5H10ZM26 4V5H25ZM43 4H41V5H43ZM91 4V3H90ZM102 4L104 5V6H102ZM151 4V5H150ZM3 5H5L6 7L4 8V6ZM13 5V6H12ZM57 5V6H56ZM86 5V4H85ZM84 5V6H85ZM88 6L87 7H84V9L85 10H88L89 9V13H91V12H93V14H94V11H95V13H97L96 11H98L97 9L95 10V8H93V6H94V4L91 6V5H89V3L87 4ZM107 5H109L111 8H113V9H111V8H109V6H107ZM114 5V6H113ZM26 6V7H27ZM51 6V7H52ZM67 6V7H66ZM94 6V7H95ZM107 6V7H106ZM50 7V8H51ZM92 9H94V11H92L90 8ZM99 7V8H98ZM134 7V8H133ZM136 7V8H135ZM154 7V8H153ZM60 8V9H59ZM86 8H88V9H86ZM107 8V9H106ZM115 8V9H114ZM118 8V9H117ZM132 8V9H131ZM59 9V11H61V12H59V11H57ZM103 9V10H102ZM117 9V10H116ZM150 9V10H149ZM65 10V11H64ZM91 11V12H90ZM144 11V12H143ZM146 11V12H145ZM152 11V12H151ZM86 12H88V11H86ZM148 12V13H147ZM56 13V14H55ZM135 13V14H134ZM92 14V13H91ZM119 14V15H118ZM129 14V15H128ZM131 14V15H130ZM61 15V16H62ZM95 15V14H94ZM121 15V16H120ZM146 16V17H145ZM150 18V20L148 21V19ZM156 21V22H155ZM149 22V23H148ZM63 23V22H62ZM155 25H154V24ZM162 23V24H161ZM41 25L43 24V23H40ZM146 24V25H147ZM157 24H160L159 26L157 25ZM45 25L47 26V27H45ZM50 26H51V24H49ZM48 25V23L46 24H43L42 26H40L39 24H38V27L40 28V31L38 32V34H46V35H49L50 33H52V29H53V25H52V27H50ZM61 25V28L63 29V26L65 25V23H63V24H60ZM63 25V26H62ZM89 25V24H88ZM149 26V25H148ZM166 26V27H165ZM38 27H36V24H33V26H32V32H34V31H38ZM41 27H42V29L43 30H45V29H49V27H50V33L49 32H47L48 31V29H47V31L45 30L44 32H43V30L41 29ZM45 27V28H44ZM65 27V26H64ZM37 28V29H36ZM163 28V29H164ZM52 30V31H51ZM42 31V32H41ZM47 32V33H46ZM96 32V31H95ZM97 34L96 35H98V32H96ZM42 34V35H43ZM93 37L94 36H96L95 35V33H94V31H93ZM100 34V33H99ZM168 34H169V36H168ZM76 35V34H75ZM74 34H73V36L74 37H76ZM92 36V35H91ZM93 37H91V38H93ZM78 38V37H77ZM96 38H98V36H96ZM101 38V40H99ZM94 39V40H93ZM92 39V41H93V43H95L96 41V44L97 45H99V47H100V42L99 41H101V45L102 44H107V42H106V40H105V36H103V35H99V41L98 40H96L95 41V37ZM102 39H104L105 41H104V43H103V41H102ZM61 41H63V39H60L58 42H59V44H60V42ZM95 41V42H94ZM99 42V43H98ZM130 41H128V43H129ZM62 43V42H61ZM64 43V42H63ZM96 45V46H97ZM176 45V46H175ZM105 46H108L109 47V44H107V45H105ZM99 47H97V49L99 48ZM102 47V46H101ZM100 47V50L102 49ZM103 47H104V45H103ZM133 47V46H132ZM144 47V48H143ZM107 48V47H106ZM106 48L104 47L101 51H103L104 53H106V54H109L110 53V51H109V49L110 48H113V47H109V49L106 51ZM143 48V49H142ZM10 49H13V48H10ZM15 49V48H14ZM106 52H105V51ZM110 50H113V49H110ZM124 50V51H125ZM130 50H132V51H130ZM11 51V50H10ZM109 52V53H108ZM136 52V51H135ZM140 52V53H139ZM124 53H126L127 54V51L126 52H124ZM139 53V54H138ZM125 54V55H126ZM127 54V55H128ZM144 54V55H143ZM127 55H126V57H127ZM136 55H138V56H136ZM154 55H158V56H154ZM164 55V54H163ZM17 56H19V55H17L16 54V57ZM143 56H144V59H142L143 58ZM146 56V57H145ZM130 57V56H129ZM139 57V58H138ZM142 57V58H141ZM163 57V56H162ZM168 57V56H167ZM169 57H171V56H169ZM145 58H146V61H145ZM156 59V60H155ZM164 60H165V55H164V58H163ZM14 60H17V58H15ZM13 60V61H14ZM160 60V61H159ZM172 60V59H171ZM13 61H12V63H13ZM135 61V62H134ZM150 61H152V62H150ZM154 61V62H153ZM162 61V62H161ZM172 61H174V59L172 60ZM171 61V62H172ZM186 61V62H185ZM144 62H149L147 65H149L150 67H156V68H158V69H154V68H152V70L153 71H155V70H158V72L156 71V75H155V73H153L152 75L153 76H149L148 74L151 72V68L149 67V66H145L144 64H146V63H144ZM161 63V65H160V63ZM134 63H136V64H134ZM142 63H144L143 65H142ZM152 63H154V65L152 64ZM157 63V64H156ZM170 63V62H169ZM169 63H166L167 65L169 64ZM174 63V62H173ZM150 64H152V66L150 65ZM172 63H170V65H171ZM175 64V63H174ZM11 65V64H10ZM133 66V67H132ZM135 66V67H134ZM162 68V71L160 70V67ZM166 66V65H165ZM172 66H173V64H172ZM175 66V65H174ZM11 67V66H10ZM9 67V68H10ZM146 67H149L150 68V71H149V69L148 68H146ZM187 67V68H186ZM174 68V67H173ZM189 68H191V70L189 69ZM165 69V68H164ZM190 70V71H189ZM195 72H194V71ZM143 71V72H142ZM147 71H149V73L147 72ZM161 71V72H160ZM225 71V72H224ZM228 71V72H227ZM140 72V71H139ZM147 72V73H146ZM186 72V73H185ZM158 73V74H157ZM161 73V74H160ZM184 73V74H183ZM189 73H190V75H189ZM197 73V74H196ZM151 74V73H150ZM160 74V75H159ZM179 74V75H178ZM181 74V75H180ZM165 75V76H164ZM197 75V76H196ZM225 75V76H224ZM143 76V77H142ZM155 76H156V78L157 79H159V77L160 76H162V77H160L161 79H159V80H156L155 82H154V78H155ZM167 76V77H166ZM174 76V77H173ZM186 76V77H185ZM193 76V77H192ZM204 76V77H203ZM217 76L220 78H217ZM153 79H152V78ZM176 77V78H175ZM195 77V78H194ZM198 77V78H197ZM188 78V79H187ZM194 78V79H193ZM211 78V79H210ZM167 79V80H166ZM177 79V80H176ZM181 79V80H180ZM199 79V80H198ZM212 79H214V81L212 80ZM217 79V80H216ZM222 79V80H221ZM141 80L143 81L142 82V84H141ZM162 80V81H161ZM164 80H166L165 82H163ZM179 80V81H178ZM195 81V80H197L195 83H196V85L198 84V88L197 87H194L195 85H193V87H194V90H192V92H194V93H191L189 90H191L193 87H191L190 88V86H191V83L192 84H194V82H192V81ZM225 80V81H224ZM159 83H158V82ZM191 81V82H190ZM199 81V82H198ZM225 83H224V82ZM153 82H154V84H155V89H153V86L151 85V84H153ZM162 82V83H161ZM188 84H187V83ZM205 82V83H204ZM217 82V83H216ZM219 82V83H218ZM221 82V83H220ZM223 82V83H222ZM146 83V84H145ZM165 83V86H163L162 84H164ZM181 83V84H180ZM211 83H212V85H211ZM148 84H149V86H148ZM153 84V85H154ZM167 84V85H166ZM205 86H204V85ZM210 84V85H209ZM222 84V85H221ZM145 85V86H144ZM169 85V86H168ZM177 85V86H176ZM203 85V86H202ZM138 86V87H137ZM141 86V87H140ZM143 86V87H142ZM150 86H152L151 87V89L149 88ZM159 88H158V87ZM187 88H186V87ZM214 86V87H213ZM209 87V88H208ZM218 87H219V89H218ZM226 88V90H225V88ZM139 88V89H138ZM165 88H167V89H169V90H167V89H165ZM197 90H196V89ZM212 88H214V89H212ZM159 89H160V91H159ZM184 89V90H183ZM189 89V90H188ZM236 89V90H235ZM140 90V91H139ZM155 90V91H154ZM157 90V91H156ZM167 90V91H166ZM176 90V91H175ZM199 90V91H198ZM216 90V91H215ZM243 90V91H242ZM159 91V92H158ZM183 91V92H182ZM186 91H187V93L188 94H186L185 95V93H186ZM196 91H198V92H196ZM201 91V92H200ZM211 91V92H210ZM135 92H136V97H135ZM153 92V93H152ZM189 92L191 93V95L189 94ZM210 92V93H209ZM129 93H132V94H129ZM133 93H134V98H133ZM144 95H143V94ZM147 93V94H146ZM154 93H155V95H154ZM161 93V94H160ZM196 93V94H195ZM202 93V94H201ZM208 93V94H207ZM212 93H214V94H212ZM216 93V94H215ZM220 93V94H219ZM147 96H146V95ZM193 94V95H192ZM198 94H201V95H203V94H205L206 95V97H205V95H204V98H206V99H204L203 98V96H202V98H203V100L202 101H200V102H196V100H197V97H198V101L200 100V99H202L201 98V95H200V97H199V95ZM210 94V95H209ZM219 94V95H218ZM259 94V95H258ZM129 95H132V97L131 96H129ZM139 95V96H138ZM189 95V96H188ZM197 95V96H196ZM212 95H213V97H214V100H213V98H211L212 97ZM153 96H155L154 98H153ZM157 96H159L158 98L161 100H159L158 98H157ZM161 96H162V98H161ZM194 96V97H193ZM211 96V97H210ZM128 97V98H127ZM138 97V98H137ZM139 97H141V98H139ZM144 97V98H143ZM151 97H152V99H151ZM216 97V98H215ZM218 97V98H217ZM257 97V98H256ZM114 98V97H113ZM187 98V99H186ZM196 98V99H195ZM127 99V100H126ZM129 99V100H128ZM138 99V100H137ZM150 99H151V101H154L153 99H155V103L154 102H152V105L150 104ZM192 99V100H191ZM215 99H217V100H215ZM235 99V100H234ZM243 99V100H242ZM253 99V100H252ZM136 100H137V102H136ZM141 100V101H140ZM146 100V101H145ZM204 100L206 101V103H208L207 105H209L208 107H206L207 108V112L205 111V110H203V109H205L204 107L206 106V105H203V104H205L204 103ZM212 100V101H211ZM220 100V101H219ZM240 102H239V101ZM130 101H132V103L130 102ZM160 101V102H159ZM171 101V102H170ZM130 102V103H129ZM136 102V103H135ZM139 102H141V103H139ZM157 102V103H156ZM217 102V103H216ZM238 102V103H237ZM135 103V104H134ZM154 103V104H153ZM190 103V104H189ZM194 103H196V104H194ZM200 103V104H199ZM203 103V104H202ZM219 103V104H218ZM226 103H228V104H226ZM114 104V105H113ZM132 104H134L133 106H132ZM183 104V105H182ZM199 104V106L202 104L204 107L203 108H201V106L200 107H198V109L196 108L197 107V105ZM216 104V105H215ZM224 104V105H223ZM131 105V106H130ZM150 105L153 107H151V108H149V109H153V110H150L149 111V114H148V107H150ZM148 106V107H147ZM158 106V107H157ZM186 106V107H185ZM195 106V107H194ZM98 108H99V106H97ZM113 107V108H112ZM147 109H146V108ZM191 107H192V109H191ZM195 109H194V108ZM230 107V108H229ZM106 108V109H105ZM128 108H130V110H128ZM146 110H145V109ZM201 108V109H200ZM217 108H219L218 110H217ZM221 108V109H220ZM141 109H142V111L144 112H141ZM144 109V110H143ZM193 109H194V111H196V112H193ZM210 109V110H209ZM228 109V110H227ZM99 110V109H98ZM108 110V111H107ZM139 110V111H138ZM177 110V111H176ZM199 110H201V111H203V113L201 114V113H199ZM225 110L227 111V113L225 112ZM114 111V112H113ZM134 111V112H133ZM151 111H153V112H151ZM192 111V112H191ZM204 111H205V113L206 114H204ZM239 113H237V112ZM98 112V111H97ZM105 112V113H104ZM112 112V113H111ZM136 112V113H135ZM143 113L144 114V116L143 115H141V117L143 118V121H142V119H140L139 117H140V115L137 117V113ZM146 112H147V115H150V116H147L146 117ZM180 112V113H179ZM199 114H198V113ZM129 113H131L130 115H128ZM151 113H153L154 115H153V117H152V114ZM175 113V114H174ZM198 114V115H196V114ZM209 113V114H208ZM107 116H105V115ZM135 114V115H134ZM186 114V115H185ZM190 114V115H189ZM201 114V115H200ZM212 114V115H211ZM236 114V115H235ZM103 115V116H102ZM111 116V118H110V116ZM126 116V118H129V117H132L133 118V120H135L133 123H132V118H131V120H130V122H128L129 120L128 119H126L125 118V116ZM157 115V116H156ZM162 115V116H161ZM204 115V116H203ZM210 115V116H209ZM216 115V116H215ZM242 117L241 119H240V116ZM248 115V114H247ZM246 115V116H247ZM106 118H105V117ZM115 116H117V115H115ZM129 116V117H128ZM197 116V117H196ZM198 116L199 117H201V116H203V118L201 117L200 119L198 118ZM238 118H237V117ZM97 117V118H96ZM166 117V118H165ZM168 117V118H167ZM185 117V118H184ZM206 117H208V118H206ZM228 117V118H227ZM108 118H109V120H108ZM123 118V119H122ZM135 118V119H134ZM147 118H149L148 120L149 121H151V122H153V127L156 125V124H159V125H156V127L159 129V131L162 129L163 131H161V132H159V131H157L156 129V127H154L155 128V130H156V133L155 132H153V133H151L152 131H150V129L149 128H151V130H152V126H151V122H149L148 120H145V119H147ZM160 118V119H159ZM209 121V122H207V120ZM220 118V119H219ZM99 119V120H98ZM115 119V120H114ZM124 119H126L127 121L125 122L124 121V124L122 123V120H124ZM153 119H155V120H153ZM195 119V120H194ZM196 119H197V121H196ZM204 119V120H203ZM238 119H239V121H238ZM244 119V120H243ZM107 120L108 121H110V123L112 122V120H114L113 122H115V121H118L120 124H118V122H115L116 124H118L119 125V127H121L120 128V130L117 128V129H115V127L113 126V125H116L115 123H107ZM137 120H140V121H137ZM160 120H162V121H160ZM165 121V123H164V121ZM200 120V121H199ZM206 120V121H205ZM226 120V121H225ZM105 121V120H104ZM139 122V123H137V122ZM158 121V122H157ZM167 121V122H166ZM168 121H169V123H168ZM199 121V122H198ZM203 123H202V122ZM223 121V122H222ZM225 121V122H224ZM145 123V125H146V122H147V124H148V126H151V127H149V128H146L145 129V131H148V129H149V133H150V135L151 136H149V138H148V140L149 139H151V138H153L154 137V135L155 134H158V135H156V137L157 138H153V139H151L150 141H148L149 143L148 144H146V142L144 141V142H142L141 144H142V146L145 144V145H147L146 146V148L147 147H150L149 148V150H147V149H145L144 148V151L145 152H147V151H149V153L147 152L146 154H144L145 152H143V147L141 146V144L140 143H138L139 142V140H142L143 141V136H147L148 137V134H145V132H144V134H141L142 133V129H143V125H144V123ZM193 122V123H192ZM228 124H227V123ZM105 123L107 124V125H105ZM125 126V124H128V126L126 125L125 127L122 125V124ZM137 123V124H136ZM141 123V124H140ZM149 123H151V124H149ZM155 123V124H154ZM206 123V124H205ZM209 123V124H208ZM211 123V124H210ZM214 123V124H213ZM223 124V125H221V124ZM245 123V124H246ZM100 124H103V121L100 123ZM131 124H133V125H131V127H130V125ZM138 125V126H136V125ZM143 124V125H142ZM161 124V125H160ZM165 124V125H164ZM198 124V125H197ZM200 124V125H199ZM201 124H205L204 126L202 125L201 126ZM249 124H248V126H244V125H241V126H244V129H246L247 127H249ZM142 125V126H141ZM163 125V126H162ZM170 125V126H169ZM196 126V127H194V126ZM211 126L212 127V129H211V127H209V126ZM221 125V126H220ZM228 126V128L230 127V126H232V127H236V129H235V127H234V129L236 130V132H235V130L234 129H232L231 131H229L230 129H226V127L225 126ZM230 125V126H229ZM239 125V126H238ZM103 126V125H102ZM102 126L100 127V128H102ZM106 126H111L110 128H114V129H111V132L114 130L116 133H117V130H119L118 132H119V135H118V133H117V135L118 136H120L121 134L124 136V134H125V136H126V134H129L130 136H128L129 137V139H127V136H126V139L125 140H127L128 141V144H126V143H124V141L122 140V139H124L125 138V136L122 138L121 136L120 137H118L117 135H110V131L109 132H107L108 131V129H110V128H108V129H106V132L111 136H109V135H106L105 133V127ZM117 126V125H116ZM123 126V127H122ZM135 127V129L136 130H138V129H140V128H142L141 129V133H140V130H138V131H136L135 133H138V134H141L140 136L142 137H140L138 134H136L135 136H136V138H134L133 137V135H134V132L132 131V129H133V127ZM140 126V127H139ZM147 126V125H146ZM186 126V127H185ZM220 126V127H219ZM237 126H238V128H237ZM118 127V126H117ZM127 127V128H126ZM168 127V128H167ZM192 127V128H191ZM199 127V128H198ZM231 127V128H232ZM246 127V128H245ZM128 128H129V130L130 131H132L133 132V135L129 132V133H127V131H129L128 130ZM144 128H145V126H144ZM153 128V129H154ZM170 128V129H169ZM174 128H176V129H174ZM209 128V129H208ZM224 129V130H221V129ZM122 129H123V131H122ZM124 129H125V132H124ZM165 129H167V130H165ZM172 129V130H171ZM200 129V130H199ZM104 130V131H103ZM127 130V131H126ZM144 130V129H143ZM154 130V131H155ZM210 130V131H209ZM218 130V131H217ZM219 130H220V134H219ZM226 130V131H225ZM234 130V131H233ZM241 130H243L242 128H241ZM247 130H248V128H247ZM135 131V130H134ZM167 131V132H166ZM171 131V132H170ZM179 131V132H178ZM184 131V132H183ZM207 131V132H206ZM213 131V132H212ZM216 131H217V134H216ZM225 131V132H224ZM250 131V130H249ZM103 132H105V133H103ZM122 132V133H121ZM124 132V133H123ZM167 134H166V133ZM212 134H214V137H215V135H216V140L218 141L219 139L221 140V139H223V140H226V141H228L229 140V142H230V144L228 145L229 146V148H231V149H233V151L234 152H237V153H235V154H231L230 153V156L231 157H229L228 155L229 154H227V158L228 159H231V160H229V162H230V165L233 167V164L235 165V161L236 162H238L237 164H238V166H237V168H236V165H235V167H231L230 165H229V163L226 161V163H228V164H225V166L221 163L220 165H218L220 162H216L215 164L217 165V167H215V166H213V164L212 163H210V164H212V166L208 163V165H210L209 167H208V169H209V172L211 171V173H204V176H205V178H201V177H204V176H195V179H196V177H199V179L197 178V180L198 181H194V183H192V184H190L191 182H193V181H191L192 179H194V178H192L191 180H188V181H190V182H187V184L186 183H184L183 182V180H182V178H181V180H179L180 181V183H182V184H179L178 182H177V178H180L181 177V175H183V172L186 170H188V168L190 169L191 167L189 166V165H191V163L193 164H195V162H196V164H197V161H198V158L199 157H203V159H204V157H207L208 156V154H209V152L211 153V151L215 148V147H212V145H214L215 146V143L214 142H216V140L215 139H213L214 140V142L213 141H211L212 140V138H214V137H212L211 136V139H210V135H212ZM221 132H223V133H225V135L223 134V135H221ZM231 132H232V134L234 135H232L231 134ZM162 133V134H161ZM171 133V134H170ZM208 133H210V134H208ZM102 134H105L106 135V137L107 138H105V135H102ZM115 134V133H114ZM153 134V135H152ZM173 134V135H172ZM182 134V135H181ZM206 134V135H205ZM248 134V135H247ZM99 135V136H98ZM143 135V136H142ZM161 135V136H160ZM217 135H220L221 137L223 136V138H220L219 136H218V138H217ZM239 135V136H238ZM245 135H247V136H245ZM98 136V137H97ZM108 136L110 137V138H112V139H108ZM114 136H117V138L115 137L114 138ZM139 136V137H138ZM144 137L146 140H147V137ZM153 136V137H152ZM165 136V137H164ZM204 136V137H203ZM225 136H226V139H225ZM245 137V141H246V138H247V140H249L250 139V142H245L244 141V137ZM250 136V135H249ZM132 137V138H131ZM151 137V138H150ZM167 137V138H166ZM183 137V138H182ZM208 137V138H207ZM102 138V140L100 141L99 139H101ZM113 138L115 139L114 141H113ZM121 138V140H119ZM131 138V139H130ZM159 138H161V139H159ZM171 139V141H170V139ZM205 138V139H204ZM235 139V141L233 142V139ZM106 139H108V142H107V140ZM117 139V140H116ZM136 139V140H135ZM144 139V140H145ZM155 139V140H154ZM158 139V140H157ZM164 139V140H163ZM173 139H175V140H173ZM184 139V140H183ZM100 141V143H99V141ZM131 140V142L132 143H130L129 141ZM153 140H154V142H153ZM157 140V142L158 143H156L155 141ZM160 140V141H159ZM168 140H169V142H168ZM206 140V141H205ZM220 140H219V142H220ZM126 141V142H127ZM137 141V142H136ZM166 141V142H165ZM176 141V142H175ZM182 141V142H181ZM209 141L210 142H213V144H211L210 146L213 148L212 150H210V148H208V154L206 153L207 152V147H209ZM222 141V140H221ZM240 141H241V143L242 144H244V145H242L241 143H240ZM93 142V141H92ZM105 142L107 143V144H105ZM120 142V143H119ZM141 142V141H140ZM150 142H151V144H150ZM159 142H162V143H159ZM163 142H164V144H163ZM173 142H174V144H173ZM181 142V143H180ZM189 144H188V143ZM205 142H207V144H205ZM233 142V143H232ZM243 142H245V143H243ZM93 143H95V142H93ZM102 143V144H101ZM113 143V144H112ZM153 143V144H152ZM155 143V144H154ZM171 143V144H170ZM180 143V144H179ZM232 143V144H231ZM234 143H238L237 145H242L240 148L242 149V151H239V150H241V149H239V147L237 148V146H236V144H235V146H234ZM97 144V143H96ZM112 145V146H110V147H108L109 145ZM122 144H124V145H126L125 147H124V145H122ZM150 144V145H149ZM178 146H176V145ZM194 144V145H193ZM246 144V146L245 147H248L249 146V144L247 145ZM108 145V146H107ZM149 145V146H148ZM152 145H154V148H155V146L157 145V147L158 148H161V150L160 149H158V148H156V149H154V148H151V146ZM166 147H165V146ZM170 145V146H169ZM184 145V146H183ZM198 145V146H197ZM252 145H255V146H253L254 147V149L258 146L256 143L255 144H252ZM181 146V147H180ZM205 146V147H204ZM261 146V145H260ZM105 147H107L106 149L108 150V152H105ZM119 147V146H118ZM131 147V145L129 146V148ZM165 147V148H164ZM175 148V152H174V149L173 148ZM202 147V148H201ZM233 147V148H232ZM234 147H236V148H234ZM251 147V145L248 147V148H250ZM111 150H110V149ZM131 148H133L132 150H136L135 149V147H131ZM167 148H168V150H167ZM192 148V149H191ZM200 148V149H199ZM116 149V150H115ZM154 150V151H152V150ZM158 149V150H157ZM183 149H185V150H183ZM206 149V152L204 151V153L202 154V155H205V156H202L201 155V152H199L198 150H202V152H203V150H205ZM235 149H236V151H235ZM237 149H238V151H237ZM253 149V148H252ZM252 149H249V150H252ZM120 150V151H121ZM151 150V151H150ZM165 152H163V151ZM91 151V152H92ZM161 151V152H160ZM198 153H200L199 154V157L197 156V155H195V154H198ZM253 151V150H252ZM96 152H98L97 154H96ZM101 152H103V154L101 153ZM129 152H132V153H130L129 154ZM143 152V153H142ZM153 152V153H152ZM163 152V153H162ZM171 153V155H168V154H170ZM172 152H173V154H172ZM179 152V153H178ZM182 152H183V154H182ZM254 152H255V150H254ZM254 152H249L248 153V156L246 157L245 155L243 156V158L245 157L246 159L245 160H249L248 159V157H254ZM101 153V154H100ZM137 153V152H136ZM157 154V156H159L158 158H157V156H156V154ZM178 153V154H177ZM186 153V154H185ZM243 153H240V154H243ZM121 154H123L122 156H121ZM135 154V153H134ZM143 154V155H142ZM163 156V154H164V156L162 157L161 155ZM197 157V161L194 159L195 157H194V155ZM206 154H207V156H206ZM85 155V156H84ZM93 155V156H94ZM106 155V154H105ZM125 155V156H124ZM136 155V154H135ZM148 155V156H147ZM166 155V156H165ZM173 155H175V156H173ZM183 155H187V156H183ZM201 155V156H200ZM233 155H235L236 157H235V159H233L232 157H233ZM247 155V154H246ZM250 155V156H249ZM252 155V156H251ZM59 156V155H58ZM60 156H59V158H60ZM63 156V157H62ZM78 156H79V158L81 159H79L78 158ZM88 156H89V158H88ZM120 156V157H119ZM123 156L124 157H126L125 158V160H124V158H123ZM141 156H143V157H141ZM145 156H147V158L145 157ZM193 158H192V157ZM53 159H52V158ZM82 157H84V158H82ZM121 158L122 159V161L120 162V159L119 158ZM141 157V158H140ZM185 157V158H184ZM209 157V156H208ZM207 157V159L209 160V158ZM239 157V158H238ZM42 158V157H41ZM55 158L58 160H55ZM69 158H71L70 156H69ZM173 158H174V160H173ZM242 157H241V159H243ZM64 159H66V160H69L68 162L67 161H65ZM87 159V160H86ZM92 159V160H91ZM119 159V160H118ZM147 159V160H146ZM152 159H150L151 161H152ZM168 159V160H167ZM170 159V160H169ZM182 159V160H181ZM190 159V160H189ZM193 159V160H192ZM232 159H233V161H232ZM32 162H34V163H32ZM77 160V161H76ZM86 160V161H85ZM91 160V161H90ZM98 160H99V162L101 163V164H103V162H104V164H105V167H108V169L110 168L109 166H106V165H108L106 162L108 161L109 162V164L111 165V167L113 168V170H115V171H113V170H111V169H109L110 170V172L112 173V176H115L116 174V172H118L119 174L118 175H116V178L115 177H111L110 175H111V173H110V175L108 174V176H107V174L106 173H108L107 172V169L106 168H101L100 166H104V165H101L100 163H96V162H98ZM124 160V161H123ZM132 160V158L129 160V161H131ZM149 160V161H150ZM160 160H162L161 162H160ZM179 160V161H178ZM185 160H186V163L188 164L187 166H186V163H185ZM207 160V161H208ZM235 160V161H234ZM71 161V162H70ZM81 161H83V162H81ZM85 161V162H84ZM90 161V162H89ZM172 161L174 162L173 164H172ZM181 161V162H180ZM183 161H184V163H183ZM195 161V162H194ZM246 161V162H247ZM250 161V160H249ZM91 162H93V163H91ZM120 162V163H119ZM234 162V163H233ZM245 162V161H244ZM243 162V164H245ZM63 163V164H62ZM78 163V164H77ZM144 163V165H145V162H143ZM152 163L153 162H150V167H152ZM159 163V164H158ZM161 163L163 164V165H161ZM182 163V164H181ZM49 164H48V166H49ZM70 164V165H69ZM72 164V165H71ZM91 164V165H90ZM95 164H97V166L95 165ZM98 164H99V166H98ZM176 164V165H175ZM181 164V165H180ZM196 164L194 165V167L196 166ZM61 165V166H60ZM66 165V166H65ZM86 165H88L89 166V168H88V166H86ZM94 165V166H93ZM127 165V166H128ZM167 165H169V166H167ZM170 165H171V167H170ZM172 165L173 166H176V167H173L172 168ZM183 165H185L186 167H188V168H184L185 166H183ZM229 167H228V166ZM240 165H242V164H240ZM245 165H248V163L247 164H245ZM245 165H243V166H245ZM250 165L252 166V164L250 163ZM250 165H248V166H250ZM51 166H49V167H51ZM63 166V167H62ZM117 166V167H118ZM161 166V167H160ZM166 166V167H165ZM183 166V167H182ZM192 166V165H191ZM243 166H240V168L242 169L243 168ZM248 166H245V170L244 171H246V168L248 167ZM251 166H250V168H251ZM35 167H37V169L35 168ZM80 167H81V169H80ZM85 167V168H84ZM96 169V170H94V168ZM100 167V168H99ZM155 167H156V169H155ZM158 167V168H157ZM159 167L161 168V170L159 169ZM177 167H179V168H177ZM198 167H202V166H198ZM210 167H212L213 169H216V170H212ZM215 167V168H214ZM221 167V168H220ZM223 167H225L224 169L226 170H230L231 172H228L227 170H226V172H225V170L224 169H222ZM254 167V166H253ZM74 168L76 169V170H74ZM82 168H84V169H82ZM147 168V167H146ZM145 168V169H146ZM148 168H149V166H148ZM182 168V169H181ZM192 168H193V166H192ZM191 168V169H192ZM58 169H55V170H58ZM78 169V170H77ZM91 171H90V170ZM99 169H104L105 170V172H104V170H102L104 173H101L100 172V170H99V173H101V174H103V176L101 175V174H99L98 173V170ZM126 169V168H125ZM129 169H131V168H129V167H127V169H126V171L128 170L129 171ZM168 171V172H166V170ZM171 169V170H170ZM190 169V171H192ZM194 170L193 171H195V169L196 168H193ZM211 169V170H210ZM252 169V168H251ZM35 170H37V172H38V174H42L41 175V177L39 176V175H37V176H35V174L37 173ZM54 170V171H55ZM73 170L75 171V172H73ZM80 170H82V172L80 171ZM85 170V171H84ZM89 170V171H88ZM132 170H134V169H132ZM160 170V171H159ZM163 170V171H162ZM177 170H184V171H180L181 173V175H179L178 177H177V175H175V171H177ZM240 170V171H239ZM247 170H249V167H248V169ZM79 171V172H78ZM88 171V172H87ZM95 171H96V173H98V175L95 173ZM165 171V172H164ZM170 171V172H169ZM172 171H174V172H172ZM189 170L187 171V172H190ZM192 171V172H193ZM36 172V173H35ZM68 172V173H67ZM71 172V173H70ZM86 172V173H85ZM164 173V175H161V174H163ZM213 172V173H212ZM223 172V173H222ZM232 172H234L235 173V175H234V173H232ZM20 173H19V177H20V179H21V176H20ZM54 173H56L59 177H57V175H56V177H55V174ZM66 173V174H65ZM70 173V174H69ZM79 173H82V174H80L79 175ZM93 173V174H92ZM122 173V172H121ZM142 173V172H141ZM141 173L140 174H138V176H141ZM161 173V174H160ZM179 174V172L177 171L176 172V174ZM216 173L218 174V175H216ZM220 173V174H219ZM225 173V174H224ZM229 175H228V174ZM51 174V175H50ZM69 174V176L67 177V175ZM74 174V175H73ZM76 174V175H75ZM78 174V175H77ZM98 176H96V175ZM106 174V175H105ZM114 174V175H113ZM143 174V173H142ZM171 174V175H170ZM203 174V173H202ZM205 174H207V175H209L208 177L205 175ZM212 174V175H211ZM223 175V178H222V175ZM227 174V175H226ZM231 174V175H230ZM65 175H66V177H65ZM72 175V176H71ZM85 175V176H84ZM90 175H94L93 176V178H92V176H90ZM153 175V177L155 178H153V177H151ZM167 175V176H166ZM220 175V176H219ZM226 177H225V176ZM52 176H54V177H52ZM79 178H78V177ZM82 176V177H81ZM90 178H89V177ZM102 176V179H104L105 180V178H106V180H110V178L112 179L111 181H106L107 183H105V181H104V183L102 184V182L101 181H103L102 179L100 180V177ZM105 176V177H104ZM109 177V179L107 178V177ZM117 176H120V178L118 177L117 178ZM150 176V177H149ZM161 176H164V177H161ZM176 177L175 178V182H174V179H173V177ZM212 176H215V178H214V180L212 179L213 177ZM217 176H219L218 178H217ZM229 176V177H228ZM233 176V177H232ZM235 176V177H234ZM241 177V180H240V178L239 177ZM32 177H34V178H32ZM35 177H40V179H38V178H35ZM51 177V178H50ZM65 177V178H64ZM69 177H72V178H70V180L72 179V184H70V180H68L67 178H69ZM77 177V178H76ZM85 177H86V179H85ZM96 177V179H99V180H96V179H94ZM104 177V178H103ZM123 179H122V178ZM142 177V176H141ZM166 177V178H165ZM31 179V180H29V179ZM43 178V179H42ZM48 180V182H49V185H47L48 184V182H47V180ZM55 178H58V180L57 179H55ZM75 178V179H74ZM93 179L94 180V182L93 183H95V182H97L98 183V185H97V183H95V184H93V186L94 187H92V185H91V181H93V180H89V179ZM128 178H126V179H128ZM150 178V179H149ZM164 178V179H163ZM202 180H201V179ZM211 178V179H210ZM217 178V179H216ZM226 178V179H225ZM232 178H235V180L234 179H232ZM41 179H42V181H41ZM44 179L46 180L45 182H43L44 181ZM49 179L51 180H53L54 181V179H55V181L54 182H56V183H58L57 181H59V183L58 184H56V183H54L52 180H51V182H53V184H54V186H55V188H50L49 189V186L50 187H52L53 186V184H50V181H49ZM65 179V180H64ZM73 179H74V181H73ZM76 179H78V180H76ZM118 179V180H117ZM119 179H120V181H119ZM148 179V180H147ZM204 179L206 180V181H204ZM208 179H210V180H208ZM229 179V180H228ZM237 179V180H236ZM37 180V184H38V187H37V185H36V187H35V181ZM38 180H40V182L38 181ZM81 180V181H80ZM88 180H89V182H88ZM96 180V181H95ZM135 180V179H134ZM219 180V181H218ZM224 180V182H222L221 184H220V182L221 181H223ZM227 180V181H226ZM252 180V184L249 182V181H251ZM86 181H87V184H85L86 186H84V183H86ZM100 181V182H99ZM119 181V182H118ZM182 181V182H181ZM209 181V182H208ZM218 181V182H217ZM240 181V182H239ZM34 182V183H33ZM176 182L178 183L177 185H176ZM186 182V181H185ZM208 184H207V183ZM213 182V183H212ZM230 182V183H229ZM239 182V183H238ZM242 182V183H241ZM247 182V183H246ZM41 183V184H40ZM42 183H43V185H42ZM46 183V184H45ZM79 183V185H81ZM120 183H122V185L120 184ZM123 183L125 184V185H123ZM151 183L153 184V185H151ZM188 183H189V186H188ZM218 183V184H217ZM232 183V184H231ZM256 183V184H255ZM257 183H259L258 185H257ZM263 183V184H262ZM34 184V185H33ZM45 184V185H44ZM64 184V183H63ZM160 184H159V186H160ZM194 184V185H193ZM214 184V185H213ZM245 184V185H244ZM247 184V185H246ZM251 184V185H250ZM261 184V185H260ZM41 185H42V188L45 186L46 187V185H47V187H48V189H47V187H46V190H47V193H49V191L52 193H50V195H52V196H47V193H46V191H45V193H44V191L43 190H45V187H44V189L43 190H41V188H39V187H41ZM70 185H72V186H70ZM105 185V186H104ZM112 185V186H113ZM115 185H117V187L115 186ZM157 185H155V186H157ZM180 185V186H179ZM235 185V186H234ZM253 185H255V186H253ZM263 185V186H262ZM31 186V187H32ZM91 186V187H90ZM104 186V187H103ZM111 186V185H110ZM120 186V187H119ZM176 186V187H175ZM210 186V187H209ZM245 186H248V187H245ZM250 186V187H249ZM81 187V186H80ZM87 187L86 188H84L85 190L87 189ZM125 187H124V190H125ZM173 187H175V189H173ZM180 187H182V189L180 188ZM194 188V189H192V188ZM214 189H213V188ZM221 187V188H220ZM260 187V188H259ZM38 188H39V190H38ZM70 188L69 189H66V191L67 190H70ZM99 188V187H98ZM99 188V189H100ZM147 188H148V190H147ZM177 188V189H176ZM178 188H180V190L178 189ZM183 188H185V189H183ZM199 188V189H198ZM238 188H239V190H238ZM246 188V189H245ZM250 188V189H249ZM256 188H258V189H256ZM35 189H33V191L35 190ZM51 189H52V191H51ZM94 189H96V188H94ZM93 189V190H94ZM105 189H104V191H105ZM152 189L154 190L153 191V194L154 193H157V196H156V198L155 199H153V197L156 195H152L153 197L150 199V195L152 194L151 192H152ZM167 189H169V190H167ZM189 189V190H188ZM234 189H236V190H234ZM244 189V190H243ZM256 189V190H255ZM263 189V190H262ZM40 190H41V192H40ZM58 190V189H57ZM56 190V191H57ZM72 190H74V188H72ZM79 190V191H78ZM97 190L98 189H96V191L95 192H97ZM102 191H103V189H101ZM133 190V191H132ZM171 190H172V192H171ZM178 190L179 191H181V192H179L178 193ZM197 190V191H196ZM204 190V191H203ZM208 190V191H207ZM234 190V191H233ZM259 190H261V191H259ZM39 191V192H38ZM43 191V192H42ZM56 191H54V192H56ZM75 191V190H74ZM86 191H89V190H86ZM94 191H92V193L91 192H87V194L89 193V195H92V194H94L95 192ZM137 191V192H136ZM151 191V192H150ZM169 191H170V193H169ZM176 191V192H175ZM226 191H228V192H226ZM233 191V192H232ZM245 191H247V192H245ZM69 192V191H68ZM70 192L72 193L73 191H71L70 190ZM94 192V193H93ZM149 192L151 193L149 196H148V194H149ZM241 192V193H240ZM258 192H259V194H258ZM33 193V192H32ZM35 193H36V195L38 196H36L35 195ZM71 193H68L69 195L71 194ZM74 193V192H73ZM72 193V195H73V197H79V196H76V194H75V196H74V194ZM91 193V194H90ZM97 193H99V194H102L101 192H100V190L97 192ZM107 193V194H106ZM125 193V194H124ZM169 193V194H168ZM178 193V194H177ZM186 193V194H185ZM245 193V194H244ZM256 193V194H255ZM165 194V195H164ZM172 194V195H171ZM181 194V195H180ZM244 194V195H243ZM40 195V197H42ZM126 195H128V197L126 196ZM140 195H138V196H140ZM161 195V196H160ZM166 195H169V197L167 196L166 198H165V196ZM174 195H175V197H174ZM177 195V196H176ZM213 195V196H212ZM222 195V196H221ZM252 195V196H251ZM54 196V197H53ZM80 196V197H81ZM84 196H86V197H84ZM110 196V197H111ZM112 196V197H113ZM121 196V197H120ZM133 196V197H132ZM159 196V197H158ZM173 196V197H172ZM220 196V197H219ZM50 197V198H49ZM80 197L78 198L79 200H80ZM84 197V198H83ZM93 197V198H92ZM131 197H132V199H131ZM143 197H144V199L146 198L147 199V202H148V199H149V201L150 202H148V203H146L145 204V202L146 201H144V199H143ZM148 197V198H147ZM171 197V198H170ZM215 197V198H214ZM159 198H160V200L162 201H159ZM169 198H170V201H169ZM175 198V199H174ZM204 198V199H203ZM209 198H210V200H209ZM249 198V199H248ZM39 199V200H40ZM129 199H131V200H129ZM141 199H143V201H144V203H140L141 202ZM202 199V200H201ZM46 200V201H45ZM119 200V201H118ZM121 200V201H122ZM158 200V201H157ZM164 200H166V202L168 203V206H167V203H165L164 202ZM201 200V201H200ZM120 201V202H121ZM200 201V202H199ZM211 203H210V202ZM48 202V203H47ZM157 202H158V204H157ZM171 202V203H170ZM173 202V203H172ZM189 202V203H188ZM195 202V203H194ZM203 202V203H202ZM214 202V203H213ZM162 203H165V204H162ZM216 203V204H215ZM64 203L63 202H61V206H63L64 207V205H63ZM95 204H96V206L97 207H95ZM157 204V205H156ZM209 204H210V206H209ZM43 207H42V206ZM127 205V206H126ZM161 205V206H160ZM165 205V207H163ZM214 205V206H213ZM85 206V207H86ZM145 206H143L144 208H145ZM157 206V207H156ZM160 206V207H159ZM166 206H167V209H166ZM37 207V208H36ZM52 207H54L53 205H52ZM57 207V206H56ZM60 207V206H59ZM59 207H57V209L59 208ZM134 207V206H133ZM153 207H155L154 209H153ZM163 207V208H162ZM33 208V209H32ZM65 208V207H64ZM64 208H63V210H64ZM126 208V209H125ZM127 208H129V209H127ZM168 208H169V210H168ZM34 209H38V210H35V212H33L34 211ZM43 210V212H42V210ZM44 209H47V210H49L50 212H48L47 210H44ZM60 209H61V207H60ZM152 209V210H151ZM164 209H165V211H164ZM175 209V210H174ZM106 210H104V211H106ZM135 210V211H134ZM141 210V211H142ZM157 210H159V211H157ZM32 211V212H31ZM45 211H47L49 214L50 213H52L51 215H52V217H51V215L49 216L48 214H47V212L45 213ZM53 211L56 213V215H59V214H61L62 213V215L60 216V217H53ZM118 211V212H119ZM126 211L128 212L129 211V213H126ZM131 211V212H130ZM147 211V212H146ZM152 211V212H151ZM157 211V212H156ZM161 211H162V213H161ZM39 212H41V214L39 213ZM60 212V213H59ZM67 212V211H66ZM107 212V211H106ZM136 212V213H135ZM138 212V213H137ZM146 212V213H145ZM165 212V213H164ZM167 212V213H166ZM33 213V214H32ZM54 213V214H55ZM59 213V214H58ZM140 213V214H139ZM149 213V214H148ZM152 213V214H151ZM154 213H155V215H154ZM157 213L159 214L160 213V215H157ZM44 214H46L45 216H44ZM125 214V215H124ZM134 214V215H133ZM138 214V215H137ZM148 214V215H147ZM168 214V215H167ZM234 214V215H233ZM48 215V216H47ZM95 217H97L98 219H99V221L97 222V218H95ZM97 215V216H96ZM122 215H124V216H122ZM137 215V216H136ZM141 215H142V217H141ZM151 215H152V217H151ZM154 215V216H153ZM166 215V216H165ZM172 215V216H171ZM182 215V216H181ZM35 216V217H36ZM43 216V217H42ZM75 216V217H76ZM91 216H92V218H91ZM104 216V215H103ZM120 216H122L123 218L125 217L126 218V221H123V222H121V220L119 221V218L121 219L122 217H120ZM127 216V217H126ZM169 216V217H168ZM90 219H89V218ZM95 219H94V218ZM105 217V216H104ZM105 217V218H106ZM144 217H148L147 219L146 218H144ZM156 217V218H155ZM159 217H161L160 219H159ZM172 217V218H171ZM51 218H53V219H51ZM56 218V219H55ZM69 218H71V221H70V223H69ZM80 218V220H78L77 221V219H79ZM106 218V219H107ZM114 218V217H113ZM132 218V219H131ZM134 218V219H133ZM135 218H137L136 219V222L134 223V222H132V221H135ZM41 219V220H40ZM46 219V220H45ZM57 219H59V220H57ZM64 219V220H63ZM92 219V220H91ZM146 219V220H145ZM171 219V220H170ZM72 220H74L73 222H72ZM83 220V221H82ZM91 220V221H90ZM116 222H115V221ZM128 220V221H127ZM132 220V221H131ZM142 220V221H141ZM149 220V221H148ZM155 220V221H154ZM168 220H169V222H168ZM61 221H62V224H61ZM68 223H67V222ZM82 221V222H81ZM138 221V222H137ZM147 223H146V222ZM57 222V223H56ZM59 222V223H58ZM66 222V223H65ZM78 222V223H77ZM81 222V223H80ZM90 222V223H89ZM93 222V223H92ZM151 222V223H150ZM162 222V223H161ZM164 222V223H163ZM166 222V223H165ZM80 223V224H79ZM97 223V224H96ZM99 223V224H98ZM152 223H154V224H152ZM174 223V224H173ZM65 224H66V226H65ZM69 224V225H68ZM71 224V225H70ZM75 224V225H74ZM101 224V225H100ZM137 226H136V225ZM140 224H142V225H140ZM144 224V225H143ZM145 224H146V226H145ZM158 224H159V226H158ZM164 224H165V226H164ZM249 224V225H248ZM45 225V226H44ZM65 226V228H64V226ZM79 225V226H78ZM86 225V226H85ZM89 225V226H88ZM95 225H98V226H96L95 227ZM167 225H170V226H167ZM188 225V226H187ZM44 226V227H43ZM70 226V227H69ZM103 227V228H101V227ZM123 226L125 227L124 229H121V228H123ZM142 226H143V229H142ZM151 226V227H150ZM157 228H156V227ZM161 226V227H160ZM176 226V227H175ZM185 226V227H184ZM48 227V228H47ZM92 227V229H93V227H94V230L93 231H91V228ZM146 227H148V228H146ZM159 227H160V229H159ZM192 227V228H191ZM59 228V229H58ZM63 228H64V231H63ZM67 228H71L70 229V232L71 233H69V229H67ZM77 228H78V230H77ZM101 230H100V229ZM165 228H167V229H165ZM170 228V229H169ZM177 228V229H176ZM178 228H179V231H178ZM182 228H184V229H182ZM187 228V229H186ZM249 228H251L250 230H249ZM253 228V229H252ZM47 229V230H46ZM66 229V230H65ZM74 229V230H73ZM105 229H106V225H105ZM109 228H107V230H108ZM119 229H120V231H121V233L119 232ZM142 229V230H141ZM145 229V230H144ZM159 229V230H158ZM172 229V230H171ZM233 229V230H234ZM239 229H236V230H239ZM262 229V230H261ZM58 230H60V232L58 231ZM103 230V233L101 232ZM130 230V232L129 233H138L139 234V232H135V231H131ZM156 230H158V231H160V232H158V231H156ZM168 230V231H167ZM195 230V231H194ZM228 230V231H227ZM235 230V231H236ZM241 230V229H240ZM246 230V229H245ZM258 230V231H259ZM45 231H47L46 233H45ZM51 231H53V233H51ZM88 231V232H87ZM98 231H100V232H98ZM104 231L105 232H107V233H105L104 234ZM164 231V232H163ZM190 231V230H189ZM188 231V232H189ZM198 231V232H197ZM227 231V232H226ZM230 231H231V229H230ZM264 231V230H263ZM36 232V234H37V232H39V231H34V233ZM40 232V233H41ZM57 232H59V233H57ZM77 232V233H76ZM80 232V233H79ZM91 232V233H90ZM120 234H119V233ZM126 232V231H125ZM140 232V233H141ZM162 232L164 233V234H162ZM166 232V233H165ZM172 232V233H171ZM175 232H177V233H175ZM191 232V231H190ZM219 232V233H218ZM261 232H259L258 234H260V236L262 237V234H264L263 232L261 233ZM66 233V234H65ZM85 233V234H84ZM95 233V234H94ZM97 233V234H96ZM101 233V234H100ZM127 233H128V229H127ZM141 233V235H144V234H146V235H144V237H145V239H147V240H151L152 241V239L151 238H154V236H155V234H157V233H155L154 235H153V237H152V235H151V233L149 234L148 232L147 233H143L142 234ZM160 233V234H159ZM179 233H180V235H179ZM217 233V234H216ZM61 234V235H60ZM70 234H72V235H70ZM82 234H84V236L83 237H81L82 236ZM108 235V236H106L105 238L107 239V240H110L109 242H107V240L106 239H104L103 238V236L104 235ZM115 234H118L119 236L121 235V240H120V237L118 236V235H116L117 237H119V238H117V239H119L120 241H119V243L121 244H123V246H122V244L120 245L118 242H117V240H116V242H115V240L114 241H112V237H115ZM166 234V235H165ZM170 234V235H169ZM201 234V235H202ZM210 234V236H208L207 237V235H209ZM213 234H215V235H213ZM228 234V233H227ZM38 235V234H37ZM36 235V236H37ZM40 235V234H39ZM52 235V236H51ZM54 235V236H53ZM63 235V236H62ZM65 235V236H64ZM70 235V236H69ZM81 235V236H80ZM100 235V237L101 238H99L98 236ZM148 235L151 237H149L150 239H148V238H146V236L148 237ZM162 235H163V237H162ZM175 235L177 236V237H175ZM211 235H213V236H211ZM51 236V237H50ZM56 236V237H55ZM69 236V237H68ZM71 236H72V238H71ZM77 238H76V237ZM172 237L171 239L169 238V240L167 241V237ZM185 236H187V238H185V242L184 241H182V240H184V237ZM220 236H218L219 238H218V240L220 239H222ZM34 237L35 236H33V240H36V239H34ZM37 237H39V236H37ZM66 237V238H65ZM81 237V238H80ZM91 237V238H90ZM156 237V239H158L157 237V235L155 236ZM165 237V239H163ZM183 237V238H182ZM211 237V238H210ZM56 238V239H55ZM76 238V239H75ZM86 238V240H84ZM88 238V239H87ZM116 238H113V239H116ZM70 239V240H69ZM72 239H75V240H72ZM81 239V240H80ZM100 239H104V240H106V241H102V240H100ZM125 239H126V243L125 244H128V242L129 241H127L128 239L125 237ZM155 239V238H154ZM154 239H153V241H154ZM160 239H158V240H155V241H157V242H151V244H149V246H151L152 244H153V246H151L152 248H155L154 246H157L160 242H159V240ZM39 240L37 241V242H39ZM50 240V241H49ZM67 240H69V241H67ZM214 240H217V238H215ZM255 240H257V241H255ZM254 241V243H258V238L257 239H255ZM62 243H61V242ZM81 241V242H80ZM88 241H89V244H88ZM99 241H102V242H99ZM112 241V243H114L115 244V246H116V244H118L119 246H120V248L117 246L116 248H118L119 250H121V253H120V251L119 250H117L116 248L114 249V245L111 243V245H113L114 247L112 248V246L110 245V244H108V243H110ZM171 241V242H172ZM253 241V240H252ZM251 241V243L254 245V243ZM41 242V243H42ZM55 242V243H54ZM65 242V243H64ZM76 242H78L77 243V245L75 244L74 245V243H76ZM105 242V244H107V245H105V244H103ZM145 242H147V241H145ZM150 242H148V243H150ZM159 242V243H158ZM162 242V241H161ZM166 242H162L163 244H159L157 247L159 248V250H160V246L161 247H163V246H166V245H164ZM169 242H168V244H167V248H169V246L171 247L172 246V244L171 245H169ZM170 242V243H171ZM181 242L179 243L180 245H182L181 244ZM259 242H260V240H259ZM40 243V242H39ZM69 243V244H68ZM81 243V244H80ZM157 245H156V244ZM177 243V244H178ZM187 245L186 247H185V244ZM53 244V245H52ZM57 245V247L59 246V248H57L56 247V245ZM88 245V247H87V245ZM98 244V245H97ZM176 245V246H179V247H176L175 245V247H176V249L174 248V246H172V249L170 248V249H167L166 247H165V249H167L166 251H165V249H164V247L163 248H161V251H159V254L157 255L158 257H159V255H163V252H164V255H165V253L169 250V252L168 253H166V255H168L171 251H178V248L181 250L182 248L180 247V245ZM54 245H55V247H54ZM111 247H110V246ZM65 246V247H64ZM72 246V247H71ZM73 246H74V248H76L77 250H75L74 248H73ZM78 246H79V248H78ZM81 246V247H80ZM89 246H90V248H89ZM93 246H94V248H93ZM105 246H107V247H105ZM72 249H71V248ZM91 247H92V249H91ZM101 247H103V248H101ZM104 247L105 248H107L106 250H107V253H104V255L102 254V252L101 251H104L103 249H104ZM156 247V248H157ZM109 248H111V249H114V250H116V251H119L118 253L115 251H113V250H111L110 252H111V258L109 257L108 259H104V257H106L107 258V255L108 256H110L109 255ZM154 249L155 251H157V249ZM85 249V250H84ZM102 249V250H101ZM164 249V250H163ZM189 249H185V252H187V251H191V249L189 250ZM238 249H240V251H241V249H242V251L241 252H245V251H247L248 252V254H250V251L247 249V248H238ZM245 249H247V250H245ZM72 250V251H71ZM84 250V251H83ZM93 250V251H92ZM98 250H100V252H101V254L100 255H97V254H99V253H95L96 251H98ZM162 250H163V252H162ZM187 250V251H186ZM237 250V249H236ZM234 251V256H236L235 257V261H236V263L237 264H240L239 262H241V264H242V261H240L239 259L241 258V257H239V255L238 254H240V251ZM245 250V251H244ZM250 250H251V247H250ZM80 251H83V254H85V252H86V255H83V254H81L82 252H80ZM124 251V250H123ZM157 251V252H158ZM182 251H184V250H181L180 251V255H182L183 256V254H185L184 252H183V254L181 253ZM61 252H64V255H66L65 256V260H63V257H64V255H63V253H61ZM87 252H88V254H87ZM104 252H106V251H104ZM162 252V253H161ZM179 252V251H178ZM239 252V253H238ZM74 253V254H73ZM77 253V254H76ZM78 253H80V254H78ZM121 255H120V254ZM124 253V252H123ZM177 253V252H176ZM188 253V252H187ZM235 253H237L236 255H235ZM61 254H62V256H61ZM74 256H76V257H74ZM173 255V253L171 252L170 254H169V256L170 255ZM175 254V253H174ZM246 255H248L247 253H245ZM244 253H242V256L243 255H245ZM78 255V256H77ZM91 255H93V256H91ZM102 255H103V258H102ZM106 255V256H105ZM160 256L161 257V259L164 257V255L163 256ZM165 255V256H166ZM179 254L177 253V254H175V257L176 256H178ZM251 255V254H250ZM250 255L249 256H247V258H249L250 257ZM58 256H61L60 258L58 257ZM79 256V257H80ZM68 257V258H67ZM90 257V258H89ZM95 257V258H94ZM167 257V256H166ZM173 257H174V255H173ZM60 260H63V261H60ZM75 260H74V259ZM122 258V259H121ZM165 258V257H164ZM163 258V259H164ZM170 258H172V256L170 257ZM246 257H245V259L244 258H241V259H243V261L244 260H246L247 259ZM52 260H53V258H51ZM239 260V262H238V260ZM50 260V259H49ZM52 260H50V262L48 261V264H50V263H52L51 261ZM58 260V261H57ZM68 260V261H67ZM73 262H71V261ZM90 260V261H89ZM96 260V261H95ZM104 260H107V261H104ZM112 260V261H113ZM120 260V261H119ZM122 260V261H121ZM165 260H166V258H165ZM167 260H168V258H167ZM233 260V261H234ZM247 260H250V258L249 259H247ZM247 260L245 261V264L247 263ZM56 261H57V263H56ZM60 261V262H59ZM66 261L68 262V263H66ZM69 261H70V263H69ZM75 261V262H74ZM104 261V262H103ZM92 262H94V263H92ZM125 262V263H124ZM54 263V262H53ZM52 263V264H53ZM80 263H78V264H80ZM232 262H229V263H222V264H231ZM244 263V262H243ZM32 264V263H31ZM97 264H98V262H97ZM211 264V263H210ZM213 264H216V263H213ZM232 264H235L234 262L232 263ZM247 264H250V262L248 261V263Z\"/></svg>",
	"mask_w": 264,
	"mask_h": 264
}]
</instances>
